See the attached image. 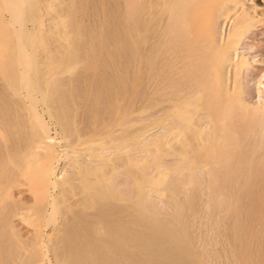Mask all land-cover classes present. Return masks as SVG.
I'll use <instances>...</instances> for the list:
<instances>
[{
    "label": "rangeland",
    "instance_id": "rangeland-1",
    "mask_svg": "<svg viewBox=\"0 0 264 264\" xmlns=\"http://www.w3.org/2000/svg\"><path fill=\"white\" fill-rule=\"evenodd\" d=\"M85 0H78V2H77V0H73V2L71 3V6H70V13H71V20H72V22H74V23H71V24H73L74 25V29L76 30V31H78L77 32V34L79 35L78 37H79V46H78V48H76V52L78 53V55L80 56V57H82L83 58V56L82 55H85L84 56V58H83V60H85V62H83V60H82V58H79V60H78V64L79 63H81V65L79 64V66H80V68H79V66H78V64L76 65V67H75V74H76V76L74 75L73 76V82H72V79L67 83V82H64L65 83V87H66V94H67V92L69 93V95H64L63 96V98L64 99H66V101L68 100V101H73V103H71L70 104V106H69V108H67V110H66V112H65V117L67 118V126H68V128H66V133H65V135H66V137L68 138V140H69V142H67V141H65L64 139H62V138H64L65 136H64V134H62V132H61V130H56L55 129V127H53V130H52V133L54 132V134L56 135H54L55 137H56V139L55 140H58L57 142L58 143H55L54 145V148H55V150H56V155H58L59 157H60V162H59V165H58V168H57V174H58V178H59V180L57 179V187L55 188V191H54V189H53V191H52V195H55V196H53L52 197V203L50 204V205H48L47 204V198L46 199H44L42 196H41V194L39 193V191H37V189H38V187H39V176H40V172H42V171H40V170H42V167H41V169H40V165H38V163L37 162H35V161H33V159H34V157H32V156H34L35 155V158H36V154H35V152L33 153V151H34V149L33 150H30V149H32L30 146H31V144L32 143H30V142H32L33 141V139L34 138H37L38 137V135H39V132H38V129H37V127H36V125L34 124V122L30 119V117L27 115V114H24L23 113V111L22 112H19L21 115H22V117H23V119L25 120L26 118H27V120H25L24 122H23V124H21V115L19 114V115H16L15 117H14V115H13V117L12 118H10L12 115V113H4V112H1L2 110H4L6 107H3L4 106V104H3V102L1 101V99H0V108H2L3 107V109H1V111H0V116H2V118H0V126H2V127H4L3 125L4 124H6L5 122L7 121V126H5V129L4 128H2V127H0V131H2V132H0V140H1V142H0V144L1 145H3V150H4V152H5V154H4V156L3 155H1L2 154V148L0 147V179L1 180H3V181H0L1 183H0V189L1 188H4V190H0V197L2 198V200H1V198H0V207H1V209H0V214L2 213V215H0V218H1V220H0V225H2V228H1V226H0V231L2 232V236L0 235V237H1V239H0V264H4V261H5V259L7 258L8 260H6V262H7V264H9L10 262H12L13 264H27V261H28V264H36V263H39L40 262V260L42 259V256H43V253H44V248L42 247V243H41V241H46V242H49V244L50 245H52V244H54L55 242H59L60 240L59 239H61V237H62V235H64L63 233H61L60 231V228L62 229V232H64V230H66V229H68L67 227H69L68 225H76L77 227H79L78 225H80V229L81 228H83L85 225H86V228L88 227H90V231H89V233L90 232H92V233H90V234H94L95 233V235H96V233H97V235L99 234V232H100V234H102L103 232H105V229H104V225L103 224H101V219L99 220V215H101V217H102V215H103V210H101V209H104V208H106V205L107 206H110V207H112V204H113V208H114V206H115V208L114 209H116V211H120L122 208V206H128L129 205V203L130 202H126V203H124L123 201H124V198H122L123 197V194L125 195V196H128L129 197V195H130V197H132L133 199H135L134 197H136L137 196V194H138V192L140 191V188H142L143 189V191L145 192L144 194H147V193H149L150 192V194H153V196L155 195V198L152 196V195H150L149 194V197L151 196L152 197V200L148 197L147 198V201H146V203L148 204L149 202L151 203V202H153V204L151 203V205L150 204H148V207L146 206V208H150V211H151V207H152V212H151V214H147V212L145 213V215L147 214V215H149V216H151L150 218H153L152 216H154V218H155V215H156V220H155V222H158V219H159V221L160 222H162L164 225H170V224H172V222L173 223H178L179 225H181L182 227H183V229H184V232L187 234V236H186V234L183 232V234H185L184 235V240H185V242H186V244H187V247L188 248H192V250L190 249V253L191 254H193L194 255V257L196 256L199 260H200V264H204V263H201V260H202V258H203V260L205 259L206 260V264H213V260H212V258L214 259V262H215V260L217 261V262H220V263H218V264H223L224 262V264H227V263H229V264H242V260L243 259H245V258H248L247 257V253L249 254L250 253V251H249V249H251V251L252 250H254L253 251V256H252V254L250 253V256H252L251 257V260L253 259H255L256 258V254H257V260H259L260 258H263V257H258V255H260V252H258V251H256V250H258L259 248H258V244H262L261 246H260V251H261V255L262 254H264V251L262 250V249H264V242H262L261 243V241H264V234H262V233H264V220H263V224H262V219H264V216H263V218H262V216L260 217V215H263L264 213H262V212H264V211H262V210H264L262 207H264V200L262 201V198L264 199V189H260V188H263L264 187V185L262 186V185H260V184H258V185H260L259 187H258V185L257 184H255L256 185V187H255V185H254V181L255 180H257V181H255V183H259V179H260V181H261V178H262V176H264V174L263 175H258L257 177H259V179H255V176L253 177V181L251 182V184H253V185H250V187L249 188H247L246 187V184L250 181H248L247 179L249 178L248 176V173L245 175V173H246V170H244L243 169V167H244V164L246 163H244V160L242 161L241 159H238V157H239V153H238V149H240V147L242 146L241 144H239L238 143V145H241V146H238L239 148L236 150H233V151H231L228 155H227V158H226V161L227 162H225V161H223V159L221 160V159H219L220 157H218V155L217 156H215L214 157V155H213V150H212V148H214V146H216L217 144H219V142H217L218 140H220V144L223 142V141H225V140H223L222 138H223V134L226 136H228V125H232L233 127H234V131H236L237 130V128L239 129V127L241 126V123H242V127H244L245 125V122L244 121H247V120H245V118H242L241 119V113L243 112V109H245V107L246 108H249L250 109V107H252L253 106V104H252V106H251V103L252 102H254V104L255 105H259L260 103H261V99L262 98H264L263 97V95H264V91L262 92L261 90H264V88H259L260 86H263L264 85V78L262 77L263 75H262V71L264 72V65H263V58H264V28H263V24H260V23H258V26H259V28H262V29H257L256 30V35H252V34H250L249 32H245L247 35L245 36L246 37V39H244V41H243V47L241 48V50H244V49H249L250 51H251V53L249 54L250 56H255L254 58L252 57V61L254 60V59H256V61H253L252 63L255 65L254 66V68L256 67L257 69H252V68H250L249 70H247V71H245L244 70V74L242 73L241 74V76L240 75H234V71H233V73H232V69H229V68H225V69H227L226 70V72H225V76H224V78H225V80H228V81H226L227 83H228V86H231L230 88L231 89H229V87H227V85L226 86H222L221 85V80H223V78L222 79H220V78H217L216 79V76H214V75H212V77H215V78H212V77H210L209 79H208V82H207V84H208V87L210 86L211 88V91H209V93H203L202 92V90H203V87H202V84L204 85V84H206L205 82H203V79H202V73L207 69V60H206V58H207V56H206V53L208 52V50L209 49H211V51L212 52H214V51H217V53L219 54V58H220V55H221V53H223V47H224V43H223V41H222V39H221V41H220V38L221 37H223L222 35H224V34H226L227 33V31L229 30V29H219V23L217 24V26H216V28L214 27L213 29H191L192 30V33L190 34L189 32H187V34H186V31H185V33H183V32H181V33H183L182 35H181V33H178V30H174V29H172V30H174L175 31V33L173 32V31H171V27H170V23H171V17H170V15H169V13H168V11H164V10H161L160 12L157 10V5H156V3L154 2V0H128V1H126V0H107V2H106V0H103L102 2H101V0H89V2H86V1H88V0H86L85 2H84ZM93 3V1H94V3H95V5L93 4L92 5V3ZM101 2V3H99V2ZM133 1V2H132ZM151 1H153V2H151ZM170 1V0H169ZM249 0H247L246 1V4L248 5L247 7H249V9H251L252 7H254L253 5H254V1L252 2V0L251 1H249ZM97 2H98V4H97ZM104 2V3H103ZM106 2V3H105ZM108 2H110V3H108ZM126 2L128 3V4H126ZM146 2V3H145ZM252 2V3H251ZM85 3V4H84ZM89 4L88 5V8H89V6H90V10L88 11V8L86 9V7H87V5L86 4ZM91 3V4H90ZM104 4L103 6L102 5H100V4ZM107 3L109 4V5H107ZM118 3H121L120 5L118 4ZM134 3V4H133ZM76 4V5H75ZM85 5V8L82 6V5ZM106 4V5H105ZM137 4H140L139 5V7L137 8L136 6H137ZM112 7H111V6ZM119 5V6H118ZM125 5V6H124ZM128 5H130V6H128ZM136 5V6H135ZM249 5H251V6H249ZM74 6V7H73ZM95 7V6H97L96 8L97 9H95V8H93V9H95V10H93V12H91L92 11V9H91V7ZM100 6H102V7H100ZM111 8H110V7ZM151 6V7H150ZM104 7V8H103ZM105 7L107 8V10L105 9ZM126 7V8H125ZM129 7V8H128ZM136 7V8H135ZM142 7V8H141ZM251 7V8H250ZM100 8H103L102 10L100 9ZM108 8H110L109 10H108ZM134 8V9H133ZM141 8V9H140ZM82 11H81V10ZM125 9V10H124ZM129 9H131V11H129ZM133 9V10H132ZM145 9H147V10H145ZM149 9V10H148ZM253 9V8H252ZM80 10V11H79ZM86 10V12L88 13H90L89 15L88 14H86V12H84ZM106 10V11H105ZM100 11L102 12V13H100ZM110 13H115V14H113V16H112V14H110ZM112 11V12H111ZM138 12V14H137V12ZM142 11V13H141V18H144V19H142L141 20V18L139 17L140 15H139V13ZM146 11V12H145ZM164 11V12H163ZM98 12V14H96L98 17V19L95 17L96 15H95V13H97ZM107 12V13H106ZM121 13V15H120V13ZM145 12V13H144ZM84 13H85V15H84ZM91 13H93V15L91 14ZM107 14V15H102V14ZM127 13V14H126ZM143 13H144V16H143ZM149 14L148 16H147V14ZM161 13H163V15H161L160 17H159V14H161ZM166 13V14H165ZM82 14H83V16H82ZM99 14H101L100 16H99ZM125 15H127V16H125ZM135 15H137V16H135ZM79 18H78V17ZM86 16H89V18H86ZM101 16L103 17V18H101ZM123 16H124V18H123ZM150 16V17H149ZM169 16V17H168ZM95 17V19H97V20H92L93 18ZM111 18V20L110 19H108V18ZM114 17V18H113ZM118 17V18H117ZM138 17L140 18V20L138 19ZM149 17V18H148ZM156 17H159L157 20H156V22L154 21L155 19H156ZM6 19V17H5V15H0V19ZM78 18V19H77ZM92 18V19H91ZM100 18V19H99ZM134 18V19H133ZM138 20H137V19ZM147 18V19H146ZM153 18V19H152ZM163 18V19H162ZM167 18L169 19V21L170 22H167L166 23V21H165V19L167 20ZM86 19V20H85ZM105 19V20H104ZM119 19V20H118ZM128 19V20H127ZM133 19V20H132ZM146 19V21H144ZM76 22H75V21ZM81 20V21H80ZM83 20V21H82ZM85 20V21H84ZM114 20H115V22H114ZM127 20V21H126ZM164 20V21H163ZM88 21H90L89 22V24L91 25V27H90V25L88 24L87 25V23H88ZM92 21V22H91ZM96 21H98V22H96ZM121 21V22H120ZM131 21H132V23H131ZM133 21H135L134 22V24H133ZM139 21H143V23H141V22H139ZM147 21H149V22H147ZM150 21H154L153 23L152 22H150ZM168 21V20H167ZM83 22V23H82ZM87 22V23H86ZM96 22V23H95ZM100 22V23H99ZM114 22V23H113ZM125 22H126V24H125ZM128 22V23H127ZM158 22V23H157ZM94 23V24H93ZM101 23H102V25H101ZM105 23V24H104ZM112 23H113V29L112 30H114L115 29V32L116 33H114V31H111V28H112ZM116 23H118V24H116ZM93 24V25H92ZM108 24L110 25V27L108 26ZM122 24H125L124 26L122 25ZM133 24V25H132ZM142 26H141V25ZM148 24V25H147ZM153 26H152V25ZM169 26V27H167V25ZM73 25H72V27H73ZM82 25V26H81ZM94 25H95V27H96V29H95V27H94ZM118 25V27H116ZM122 26L121 28H124L125 30H123V31H125V33H124V35H123V31L121 30V28H120V26ZM129 25V26H128ZM130 25H132V26H134L133 27V29L131 28V26ZM145 25V26H144ZM152 27H151V26ZM155 25H156V27H155ZM84 26H89L90 27V29H92L93 30V32L91 33V31H90V33L92 34H90L89 35V33H87L88 31H89V28L87 27V29H86V27H84ZM104 26H106V27H104ZM144 26V27H143ZM147 26V27H146ZM83 27V28H82ZM126 27V28H125ZM128 27H130V31H131V33L129 32V28ZM138 29H137V28ZM149 27H151L150 29H149ZM163 27V28H162ZM84 29V30H82V29ZM101 28H103V30L101 29ZM118 28V29H117ZM135 28V29H134ZM143 30H142V29ZM146 28H147V31H146ZM167 28V29H166ZM101 29V30H100ZM105 29V30H104ZM108 29V30H107ZM110 29V30H109ZM116 29H117V31H116ZM138 31H137V30ZM153 29H154V32H153ZM164 29V30H163ZM165 29L167 30V32H165L164 33V31H165ZM170 29V30H169ZM85 30H86V32H85ZM94 30H95V32H97L96 33V36H95V33H94ZM142 30V31H141ZM151 30H152V32H151ZM159 30H160V32H159ZM263 30V31H262ZM99 31H101V32H99ZM104 31H107V32H104ZM108 31L111 33H108ZM120 31H121V33H120ZM135 33H134V32ZM142 33H141V32ZM146 31V32H145ZM127 32V33H126ZM157 32V33H156ZM172 32V33H171ZM94 33V34H93ZM107 33V34H110L111 36H109V35H107V36H109V38L105 35V34ZM131 35V37L129 38V34ZM138 35H137V34ZM151 33V35H153V36H151V35H149V36H147L148 34H150ZM161 35H160V34ZM170 33H171V35H170ZM195 33V34H194ZM218 33V34H217ZM252 33V32H251ZM263 33V34H262ZM84 34V35H83ZM101 34H103V36L101 35ZM143 34H145V35H143ZM167 34V35H166ZM186 34V35H185ZM221 34V35H220ZM114 35H115V37H114ZM120 35V37H118ZM121 35H123V36H121ZM126 35V36H125ZM129 35V36H128ZM141 35V36H140ZM154 35H157V36H154ZM161 37H159V36ZM196 35V36H195ZM83 36V37H82ZM88 36V37H87ZM90 36V37H89ZM91 36H94L93 38L91 37ZM99 36L101 37L102 36V38H99ZM105 36V37H104ZM136 36H138V38L136 37ZM144 36V37H143ZM147 36V37H146ZM169 36V37H168ZM174 36H176V37H174ZM185 36V37H184ZM225 36V35H224ZM255 36H256V38H255ZM84 37H85V43H87L88 42V44H85V45H87V47L86 46H82V45H84V43L82 42L83 41V39H84ZM88 39H87V38ZM104 37V38H103ZM114 37V38H113ZM129 40V39H131L130 41H128L126 38ZM132 37H134V38H132ZM139 37L140 38H142V42H141V39H139ZM152 39H150V38ZM153 37V38H152ZM157 37H159L160 39V41H158V38ZM172 37V38H171ZM176 39L174 42L172 41L174 38ZM183 37H184V39H183ZM196 37V38H195ZM215 37H216V40H215ZM97 38V39H96ZM98 38H99V40H98ZM119 38V39H118ZM122 38V39H121ZM144 38V39H143ZM165 38V39H164ZM179 38V39H178ZM187 38H189V40L187 39ZM92 39V40H91ZM110 39V40H109ZM117 39V40H116ZM125 40L126 41V43H125V41L124 42H122V40ZM172 39V40H171ZM185 39H187V40H185ZM191 39V40H190ZM100 41V42H98V41ZM109 40V41H108ZM111 40H113V42L111 41ZM118 41V43L117 42H115V41ZM136 40V41H135ZM150 41V42H148V41ZM154 40H156L155 41V45H154V43H153V41ZM166 40V41H165ZM171 40V42H169V44H168V41H170ZM179 40V41H178ZM185 40V41H184ZM208 40H210V41H208ZM90 41H91V44H90ZM105 41V42H104ZM106 41H108V42H110V43H107ZM133 41V42H132ZM144 41H146V42H144ZM158 41V42H157ZM165 41V42H164ZM180 41H181V43H182V46H181V43H180ZM184 41V42H183ZM189 41H191V42H189ZM95 42H96V44H95ZM115 42V43H114ZM120 42H122V43H120ZM130 44H129V43ZM143 42H144V46H143ZM195 42V43H194ZM199 42V43H198ZM208 42H210L211 44H209ZM221 42V45L219 44ZM82 43V44H81ZM112 43V44H111ZM117 43V44H116ZM129 44V45H125L126 47H123L124 46V44ZM141 43V44H140ZM146 43H148V44H146ZM159 43H160V45L161 46H159ZM183 43L185 44L184 46H183ZM186 43H188V45L186 46ZM193 43V44H192ZM198 43V44H197ZM214 43V44H213ZM90 44V45H89ZM92 44H93V46H92ZM115 44V45H114ZM121 46H120V45ZM134 44V45H133ZM139 44V45H138ZM152 44V45H151ZM156 44H158V46H156ZM190 44V45H189ZM196 44V45H195ZM113 45V46H112ZM117 45V46H116ZM132 46V48L130 47L129 48V46ZM135 45H137V46H135ZM149 45H151V47L153 48V46L155 47V48H151ZM162 45H165V46H162ZM202 45V46H201ZM214 45H216L215 46V48H214ZM81 46V47H80ZM89 46H90V48H89ZM99 46H101V48H103L104 46H105V48L104 49H102L101 50V48L99 47ZM108 46H110L109 48H108ZM114 46H116V47H114ZM118 46H120L118 49L120 50H118L117 49V47ZM139 46L141 47V49L139 48ZM149 48H148V47ZM206 48H205V47ZM210 46H212L211 48H209L208 49V47ZM86 47V48H85ZM96 47H97V49H96ZM123 47V48H122ZM144 47V48H143ZM148 48V50H147V48ZM186 47H188V48H186ZM196 47H198V48H196ZM202 47V48H201ZM81 48V49H80ZM93 48H94V50H93ZM108 48V49H107ZM110 48H113V50L112 49H110ZM225 48V47H224ZM80 49V50H79ZM84 49H85V51L86 52H83L84 51ZM86 49H91V50H86ZM106 49V50H105ZM116 49V50H115ZM123 49H125L126 51H127V53L125 52V50H123ZM134 49V50H133ZM135 49H137V50H135ZM145 49V50H144ZM152 49V50H151ZM207 49V50H206ZM213 49V50H212ZM221 49H222V52H221ZM107 50H109L108 52H107ZM128 50H133V51H129L128 52ZM142 50V51H141ZM197 50H198V52L200 51V50H204V52H202V51H200L199 53H197ZM80 51H82V53H80ZM89 51H90V53H89ZM96 51V52H95ZM101 51V52H100ZM118 51V52H117ZM136 51V52H135ZM138 51V52H137ZM145 51H148V54H147V52H145ZM88 52V53H87ZM96 54V55H98V57L100 58V56L99 55H102L103 56V59L102 58H97V56H93L94 55V53ZM99 52L101 53V54H99ZM103 52V53H102ZM105 52H107V54H110V55H107L106 56V53ZM118 54H117V53ZM143 52V53H142ZM194 52V53H193ZM210 52V51H209ZM126 53V54H125ZM132 53V55H130V54ZM137 55H136V54ZM203 53V54H202ZM81 54V55H80ZM93 54V55H92ZM114 55V58H113V55ZM140 54V55H139ZM141 54H143V56L141 55ZM146 55V57L148 56V60H147V58L145 57V55ZM167 54V55H166ZM194 56H193V55ZM198 54V55H197ZM203 55V57H202V55ZM91 55V56H90ZM112 55V57H110V60H112V61H110L109 60V56H111ZM116 55V56H115ZM118 55L120 56V57H118ZM126 55V56H125ZM135 55L136 56H138V57H136L135 58ZM181 55V56H180ZM195 55H197L198 57H196ZM101 56V57H102ZM105 56V57H104ZM128 56H129V59H128ZM130 56H133V57H130ZM151 58H150V57ZM189 56H191V59L189 58ZM90 59H89V58ZM94 57V59H98L97 61L95 60H93L92 58ZM115 57L117 58V60H115ZM141 57H143V58H141ZM192 57H194V60H193V58ZM89 60H88V59ZM139 58V59H138ZM146 58V59H145ZM186 58V59H185ZM196 58H197V60H196ZM104 60L103 62H102V60ZM121 59H122V61H121ZM125 60V62H124V60ZM133 59V60H132ZM136 59H137V61H136ZM143 59V60H142ZM146 61H145V60ZM152 59H154L155 60V62L152 60ZM203 59V60H202ZM259 59V60H258ZM92 60V61H91ZM153 62H152V61ZM80 61H82V62H80ZM89 61H91V63L89 62ZM98 61H100V62H98ZM106 61L108 62V68L109 69H112V66L114 65V69L113 70H110V71H115L116 73H117V71L119 72V73H117V74H119V75H115L114 76V72H112V73H110L109 74V72L110 71H108L109 69H107L106 68ZM116 61L118 62V63H116ZM138 61H140V64H139V62ZM150 62V64L152 63V64H154L153 66H151V65H149V62ZM206 61V62H205ZM95 62H96V65H95ZM105 62V63H104ZM113 63V65L111 66V64ZM115 62V63H114ZM122 64H121V63ZM128 62V63H127ZM158 62V63H157ZM194 62H195V64H194ZM198 62V63H197ZM97 63H99L98 65H97ZM101 63H102V65H101ZM133 63V64H132ZM201 63V64H200ZM258 63H260V64H258ZM105 64V65H104ZM116 64V65H115ZM128 64V65H127ZM134 64H135V67H134ZM138 64V65H137ZM170 64V65H169ZM95 65V66H94ZM101 65V66H100ZM125 65V66H124ZM99 66V67H98ZM111 66V67H110ZM116 66H119V67H117L116 68ZM123 66H124V68H126L125 70L126 71H124V68H123ZM131 66V67H130ZM187 66H188V68H187ZM199 66H200V68H199ZM205 66V67H204ZM93 67V68H92ZM98 67V69H96ZM104 67H105V69H104ZM137 67V68H136ZM89 68H90V70H89ZM202 68H203V72H202ZM85 69L87 70V73H85L86 71H85ZM119 69V70H118ZM193 69V70H192ZM79 70V71H78ZM91 70H93V71H91ZM104 70L107 72H104ZM83 73H82V72ZM88 71H89V73H88ZM91 71V72H90ZM98 71H100L99 72V74H98ZM160 71V72H159ZM172 71V72H171ZM225 71V70H224ZM79 72V73H78ZM93 72V74H90V73H92ZM97 72V73H96ZM159 74H158V73ZM201 73V75H200V73ZM81 73L83 74L82 76H81ZM85 73V74H84ZM100 73H102V75H104V78H102V80H104V79H106V81H104L105 83V85L103 84L102 85V80H101V74ZM161 73V74H160ZM232 73V74H231ZM111 74H113L112 76H114V77H112V76H110ZM121 74V75H120ZM177 74V75H176ZM260 74V75H259ZM77 75L79 76V77H77ZM146 75V76H145ZM227 75V76H226ZM231 75V76H230ZM232 75H233V77H232ZM262 75V76H261ZM83 76H84V78H83ZM86 76H88V77H86ZM95 76V78L93 79V82L94 83H92V79H90L91 77H94ZM109 76L111 77V78H113L114 79V82L112 81V79L110 78L109 79ZM76 77V78H75ZM103 77V76H102ZM119 77V78H118ZM127 79H126V78ZM156 77V78H155ZM197 78L195 81H193V79L194 78ZM199 77H200V79H199ZM226 77L228 78V79H226ZM239 77H241L242 79H241V81L240 82H242V84L241 83H238L239 81H238V79H240ZM78 78H80V79H78ZM84 80H83V79ZM231 78H232V80L234 81H231ZM77 79V80H76ZM82 79V80H81ZM76 80V81H75ZM82 81V83H80L81 81ZM91 80V81H90ZM95 80H96V83H95ZM111 80V81H110ZM116 80V81H115ZM118 80V81H117ZM164 80V81H163ZM86 81V82H85ZM121 81V82H120ZM152 81V82H151ZM159 81V82H158ZM210 81V82H209ZM218 81V82H217ZM236 81H237V83H238V85L240 86V84L242 85L241 87H240V94H238L239 92L238 91H236V89H235V83H236ZM260 81H261V84H260ZM76 82H78V83H80L81 84V86H82V88H84V90H82V88H81V92H78L77 93V88L75 87V89L73 88L74 86H76V85H78V91H79V85L80 84H76ZM87 82H89V83H87ZM108 82V83H107ZM116 82V83H115ZM120 82V84H118ZM189 82H191V83H189ZM196 84L195 86H193L194 85V83ZM220 82V83H219ZM233 84H232V83ZM263 82V83H262ZM1 83H3V80L1 79V76H0V86H1V88H0V96H1V94H4V93H6L7 92V90L5 89V87H4V83L3 84H1ZM86 83V84H85ZM99 83V84H98ZM109 83H112V84H110L112 87H110L108 84ZM113 83H115V87H114V85H113ZM188 83L190 84V85H188ZM199 83H200V88L198 87V85H199ZM210 83V84H209ZM67 84H68V87H69V90H68V87H67ZM75 84V85H74ZM84 84V85H83ZM90 84L92 85V84H94L95 86H91V87H96V89H93V88H88V86H90ZM184 84V85H183ZM214 84H216V85H214ZM220 84V85H219ZM71 85H73V87L71 86ZM87 85V86H86ZM107 85V86H106ZM117 85V86H116ZM154 85V86H153ZM189 87V90L187 89L186 90V88H188L187 86ZM193 86V87H190V86ZM214 85V90L215 91H212V86ZM232 85H233V87H232ZM104 86V87H103ZM118 86H120V87H118ZM176 86V87H175ZM184 86V87H183ZM70 87H72V89L70 88ZM87 87V88H86ZM106 87V88H105ZM114 87V88H113ZM118 87V88H117ZM123 87H124V89H125V91H124V89H123ZM153 87V88H152ZM169 87H170V89H169ZM202 87V88H201ZM217 87V88H216ZM243 87V88H242ZM99 88V89H98ZM110 88V89H109ZM112 88V89H111ZM119 88H122L121 90H119ZM182 89L181 91L179 90V89ZM225 88V89H224ZM241 88H242V90H241ZM1 89H3V90H1ZM89 89V90H88ZM102 89L104 90L103 92H102ZM118 89V90H117ZM175 89V90H174ZM191 89H193V90H191ZM227 89V90H226ZM233 89V90H232ZM260 91H259V90ZM92 90H94V91H92ZM160 90V91H159ZM178 90V91H177ZM186 90V91H185ZM195 90V91H194ZM199 90V91H198ZM225 90H226V92H225ZM230 90V91H229ZM76 91V93H74ZM87 91V93H85ZM89 91H91V93L93 92V93H95V96L93 95V93L90 95L89 94ZM96 91H98V92H96ZM109 91V92H108ZM119 93H117V92ZM141 91V92H140ZM179 91H180V93H179ZM189 91V92H188ZM200 91H201V93H200ZM222 91V92H221ZM234 92V94H233V92ZM243 91V92H242ZM4 92V93H3ZM73 94H75L76 96H77V94H78V96L76 97V98H78V100L77 99H75V95H74V97L72 96V93ZM105 92V93H104ZM134 92V93H133ZM177 92V93H176ZM181 92H182V94H183V92H184V96L181 94ZM218 92V93H217ZM232 92V93H231ZM236 92V93H235ZM260 92V93H259ZM261 92H262V94H261ZM114 93V95H112ZM117 93V94H116ZM175 93V94H174ZM187 93H189L188 95H187ZM198 93V94H197ZM221 93V94H220ZM225 93V94H224ZM81 94H82V96H81ZM85 95V98L83 97L84 95ZM87 94V95H86ZM105 94V95H104ZM110 94L114 97V96H116V97H118L117 95H119V97L120 98H118V100H117V98H113V97H111L110 96ZM220 94V95H219ZM238 94V95H237ZM88 95H89V97H88ZM144 95V96H143ZM181 95H182V97H181ZM191 95H195V96H191ZM223 97H222V96ZM226 95H227V98L226 99H224L225 97H226ZM241 95H242V97H241ZM261 95H262V97H261ZM69 96V97H68ZM94 97V100H93V98L92 97ZM143 96V97H142ZM149 96V97H148ZM159 96V97H158ZM178 96H180V97H178ZM187 96H188V98H187ZM190 96V97H189ZM220 96V97H219ZM230 96H232L231 98H230ZM68 97V98H67ZM72 97V98H71ZM82 97H83V101L81 100L82 99ZM176 97V98H175ZM178 97V98H177ZM194 97H196L195 99H194ZM199 97V98H198ZM217 97V98H216ZM219 97V98H218ZM261 97V98H260ZM69 98H70V100H69ZM173 98V99H172ZM174 98H175V100H174ZM184 98V99H183ZM189 98H190V100H189ZM223 98V99H222ZM75 99V100H74ZM81 100V102L83 103H81L80 102V100ZM133 99V100H132ZM157 99V100H156ZM177 99V100H176ZM181 99H182V102H180L181 101ZM198 99H199V101H198ZM219 99V100H218ZM84 100H86V101H84ZM88 100V101H87ZM115 100V101H114ZM189 100V101H188ZM208 100V101H207ZM232 100H234V101H232ZM259 100V101H258ZM75 101V102H74ZM77 101H79L80 103L78 104V107L76 106V104L78 103ZM92 101V102H91ZM193 101V102H192ZM205 101V102H204ZM220 101H222V102H220ZM228 101V103H232L231 105H232V108H233V110H232V112H231V115L233 116L232 118H231V121H229V120H227V124L228 125H226V123L221 119V117H222V114H221V112H220V109H221V107L224 105V104H226V102ZM230 101V102H229ZM250 102V104H248L249 102ZM77 102V103H76ZM90 103L91 105H89L88 103ZM114 102L116 103V104H114ZM143 102V103H142ZM186 102V103H185ZM207 102V103H206ZM210 102V103H209ZM215 102V103H214ZM255 102H257V103H255ZM76 103V104H75ZM87 103V104H86ZM152 103V104H151ZM3 104V105H2ZM84 104H85V107H87V106H89V110H88V107L85 109L84 108V110H83V106H84ZM92 104H94V105H92ZM175 104V105H174ZM192 105V106H195L196 107V104H197V110L194 108L193 109V107H189L188 108V106H190V105ZM207 104V105H206ZM222 104V105H221ZM235 104V105H234ZM239 104V105H238ZM2 105V106H1ZM72 105H74V107L72 108ZM115 105V106H114ZM147 105V106H146ZM177 105H179L178 106V108H176V110H178L179 109V107H180V112H179V110H178V116H177V118H176V116L175 115H177V111H175V109L174 108H172V106H176L177 107ZM188 105V106H187ZM201 105V106H200ZM215 105H217V106H215ZM254 105V106H255ZM80 106V107H79ZM93 106V107H92ZM113 106V107H112ZM131 106V107H130ZM152 106V107H151ZM187 106V107H186ZM114 107H116L115 109H114ZM147 107V108H146ZM171 107V108H170ZM235 107V108H234ZM239 107V108H238ZM241 107V108H240ZM74 108H76V109H74ZM81 108V109H80ZM184 108V109H183ZM191 108V109H190ZM205 108V109H204ZM214 108V109H213ZM220 108V109H219ZM80 109V110H79ZM111 109H113V110H111ZM143 109V110H142ZM166 109V110H165ZM170 109H171V113H170ZM174 109V110H173ZM183 109V110H182ZM186 109H189V110H187L188 112H186ZM204 109V110H203ZM207 109H208V111H207ZM5 110H7L8 111V109L6 108ZM70 110L72 111V113H70ZM85 110H86V112H85ZM191 110H193V111H191ZM195 110H196V114H195ZM203 112H202V111ZM220 112V114L221 115H219V113L217 112ZM21 111V110H20ZM83 113V114H86V115H83L81 112ZM127 111H129V112H127ZM146 111V112H145ZM175 111L176 112V114H174L173 112ZM188 115H185L184 114V112ZM190 111V112H189ZM205 111H206V113H207V116L205 115V114H203V113H205ZM80 112V113H79ZM111 112H113V113H111ZM116 112V113H115ZM192 112V113H191ZM201 112V114H199ZM217 112V113H216ZM239 112V113H238ZM168 113V114H167ZM194 113V114H193ZM197 113L199 114V115H203L202 117L203 118H201V116H200V118L199 117H195L196 115H197ZM10 114V115H9ZM70 114L72 115V116H70ZM80 114V115H79ZM88 114V115H87ZM105 114V115H104ZM182 114H184L185 116H187L188 118H186V123H185V120H182ZM235 114L237 115V116H235ZM6 115H9L10 117V120H12V121H14L15 122V120L16 119H19L18 121L16 120V122H15V124L14 123H10V121L8 122V120H7V116ZM90 115V116H89ZM112 115H114L115 116V118H114V116H112ZM165 115V117H163ZM169 115V118L170 119H168V116ZM171 115V116H170ZM199 115H197V116H199ZM219 115V116H218ZM76 116H78L77 118H76ZM83 117V119H82V117ZM88 116V117H87ZM137 116V117H136ZM149 116V117H148ZM5 119H4V118ZM18 117V118H17ZM80 117V118H79ZM101 117V118H100ZM111 117V118H110ZM157 117V118H156ZM167 117V118H166ZM171 117H174V121H176V119L178 120V122H174V121H172V123H171V120H172V118ZM193 117V118H192ZM205 117H207V118H205ZM210 117H212V118H210ZM240 117V118H239ZM8 118V119H9ZM14 118V119H13ZM16 118V119H15ZM72 118V119H71ZM110 118V119H109ZM160 118H162V120H160ZM190 118H191V121H192V119H194L195 120V122H193L192 121V123H190L191 121H190ZM209 118L211 119V120H209ZM235 118V119H234ZM236 118H238V119H236ZM1 119H2V121L4 122H2L1 121ZM71 119V120H70ZM76 119H77V121L79 122L78 123V127H77V121H76ZM92 119V120H91ZM108 119V120H107ZM113 119H114V121H113ZM167 119V121L165 122V120ZM215 119V120H214ZM6 120V121H5ZM111 120H112V122H111ZM117 120V121H116ZM142 120V121H141ZM157 120V121H156ZM188 120V121H187ZM213 120V121H212ZM241 120H242V122H241ZM92 121V122H91ZM170 121V122H169ZM181 121V122H180ZM190 121V122H189ZM197 121L199 122V123H197ZM207 123H206V122ZM229 121V122H228ZM20 122V123H19ZM108 124H107V123ZM124 122V124H122ZM156 122V123H155ZM161 122V123H160ZM164 122V123H163ZM208 122H209V124H211L210 126L208 125ZM218 122H222L221 124H222V126L224 127H222L221 125H220V123H218ZM10 123V124H9ZM25 123V124H24ZM113 123H114V126H112L113 125ZM163 123V124H162ZM166 123V124H165ZM169 123L171 124V125H169ZM180 123H182V125H180ZM189 123V124H188ZM214 123V124H213ZM216 123V124H215ZM13 124V126H11ZM23 125L22 127H24L25 128V131L23 130V128L21 129H19V125ZM111 124V125H110ZM165 124V125H164ZM167 124L169 125V126H167ZM177 125L176 127H175V125ZM192 124V125H191ZM204 124V125H203ZM224 124V125H223ZM239 124V125H238ZM25 125V126H24ZM26 125L28 126V127H26ZM117 125V126H116ZM120 125H122L121 127L122 128H125L124 130H122L121 129V127H120ZM134 125V126H133ZM153 125V126H152ZM155 125V126H154ZM157 125V126H156ZM197 125H199V126H197ZM208 125V126H207ZM66 126V127H67ZM105 128H107L106 130L104 129V127ZM107 126V127H106ZM109 126H111V128L112 129H109L110 127ZM125 126V127H124ZM148 127V128H146V127ZM170 126H171V128H170ZM213 126V127H212ZM221 126V127H220ZM226 126V127H225ZM7 127L9 128V127H11V130L13 131H11V132H9L8 130H10V129H7ZM84 127V128H83ZM92 127V128H91ZM103 127V128H102ZM119 129H118V128ZM131 127V128H130ZM136 127V128H135ZM154 127V128H153ZM161 127H163V129L164 130H160L161 129ZM166 127H169V130L166 132L165 130L166 129H168V128H166ZM187 127H189V132L187 131ZM202 127V128H201ZM212 127V128H211ZM15 128V129H14ZM27 128V129H26ZM29 128H31V129H29ZM73 128V129H72ZM115 128H116V130H115ZM142 128L144 129V130H142ZM177 128V129H176ZM182 128V129H181ZM197 128V129H196ZM218 128V129H217ZM79 130V132H78V130ZM85 129V130H84ZM104 129V130H103ZM110 131H109V130ZM118 129V130H117ZM141 129V130H140ZM176 129V130H175ZM179 129V130H178ZM209 131H208V130ZM210 129H211V132H212V134H211V132H210ZM220 129V130H219ZM222 129V130H221ZM230 129V128H229ZM4 130V131H3ZM18 130V131H17ZM21 130V131H20ZM26 130H28L27 132H26ZM33 130V131H32ZM68 130V131H67ZM75 130V131H74ZM112 130H114V132H112ZM133 130V131H132ZM148 130V131H147ZM178 130V131H177ZM182 130L184 131L183 133H182ZM197 130V131H196ZM200 130H201V132H200ZM205 130H207V133H206V131ZM5 131H7L8 133H10L9 135H8V133H7V135L5 136ZM14 131L16 132L17 131V133H14ZM106 131H108L109 133H107L106 134ZM128 131H132V133H130V132H128ZM139 131V132H138ZM142 131H144V132H142ZM151 131V132H150ZM157 131V132H156ZM171 131V132H170ZM198 131L203 135H201L200 133H198ZM221 131V132H220ZM223 131V132H222ZM23 132L25 133V136H24V134H23ZM30 132H33L34 134H31ZM72 132H74L75 133V135H77V137L74 135V133H73V136H71L72 135ZM86 134H85V133ZM93 132V133H92ZM113 134H112V133ZM120 132V133H119ZM127 133L128 134V136H126V134L125 133ZM135 134H137L138 133V135H134V133ZM154 132L156 133V135L154 134ZM176 132V133H175ZM190 132H192L191 134H192V136H191V134H190ZM210 133V137L208 138V136L209 135H207V137H206V134H209ZM225 132V133H224ZM20 133V134H19ZM21 133L23 134L22 135V138H24V140H25V137L27 138V140H26V143L21 139ZM79 133V134H78ZM92 135H91V134ZM106 134V136H105V134ZM141 133V134H140ZM167 133V134H166ZM180 133V135H178ZM185 133V134H184ZM20 136L19 138H16V136L18 137V135ZM31 134V135H30ZM69 134V135H68ZM83 135V136H79V135ZM85 134V135H84ZM97 135V141L96 140H93V144L94 145H92V147H90V148H87V147H85L84 149H81V148H83L82 146L83 145H80V144H78L77 142V140L79 139V137H87V136H91V138L92 139H95L96 138V135ZM111 134V135H110ZM129 134H130V136H129ZM145 134V135H144ZM152 135V139H151V136L150 135ZM175 134V135H174ZM195 134H197V136L195 135ZM198 134H200V137H202V138H200V137H198L199 135ZM214 134V135H213ZM219 134H221V135H219ZM4 135V136H3ZM16 135V136H15ZM27 135H29V138H28V136ZM33 135H35V136H33ZM99 135V136H98ZM100 135H102V136H100ZM121 135V137H119V140L118 139H116V138H118V136H120ZM132 135V136H131ZM133 135H134V137H133ZM139 135H140V137H143V138H139ZM142 135H144V136H142ZM147 135H149L150 136V139L149 140H151V142H147L148 140V136ZM157 135L159 136V137H157ZM184 135H185V137H184ZM213 135V136H212ZM9 136V137H8ZM32 136H33V138H32ZM71 136V139L69 138ZM115 136V137H114ZM145 136H147V137H145ZM154 136V137H153ZM165 136V137H164ZM170 136V137H169ZM176 136V137H175ZM181 136V137H180ZM183 136V137H182ZM214 136H215V138H214ZM12 137V138H11ZM58 137V138H57ZM74 137H76L77 138V140L74 138ZM95 137V138H94ZM100 137H101V139H103L104 138V140H102L101 141V139H100ZM115 139H114V138ZM126 137V138H125ZM128 137V138H127ZM133 137V138H132ZM137 137H138V139H137ZM169 137V138H168ZM191 137L193 138V139H191ZM196 137V138H195ZM206 137V138H205ZM221 138V139H216V138ZM8 138H10V140H8ZM15 138V139H14ZM75 140H74V139ZM87 138H89V137H87ZM114 140H113V139ZM122 138V139H121ZM156 138H158L159 139V141H156L157 139ZM172 138V139H171ZM198 138H200V139H198ZM19 140L20 142H18L19 144H17V141L16 140ZM30 139V140H29ZM132 139V140H131ZM140 139H143V141H141ZM156 139V140H155ZM178 139H180V141H182L181 143H180V141L178 140ZM187 139V140H186ZM198 139V140H197ZM207 139V140H206ZM213 139H215V142H214V140ZM5 140H6V143H8L9 145L11 144H13V142H14V144H15V146L13 147V146H9L8 144V146L10 147H7L8 149H9V151L8 150H5V149H7V148H5V146H6V144H5ZM13 140V141H12ZM29 140V141H28ZM61 140V141H60ZM75 142H73V141ZM114 142H116V143H114ZM115 140H118V141H120L119 142V144H117L118 143V141H115ZM124 140V141H123ZM146 140V142L148 143V145H146V142H144ZM165 141V142H163L162 143V141ZM177 140H178V142H177ZM205 140V141H204ZM223 140V141H222ZM233 140V139H232ZM16 141V142H15ZM99 141V142H98ZM101 141V142H100ZM105 142L104 144H101L102 142ZM108 141V142H107ZM129 141V142H128ZM140 141L142 142V144L140 143ZM170 143H168V142ZM188 141V142H187ZM191 141V142H190ZM195 141H197L196 143H197V147L195 146L196 145V143H195ZM204 142L203 143V145H202V142ZM210 141V142H209ZM236 140L234 139V142H235ZM97 142V143H96ZM112 142V144H111V148L110 147H108L107 146V144L110 146V143ZM124 142H126V143H124ZM133 142V143H132ZM138 142V143H137ZM144 142V143H143ZM208 142V144H206ZM107 143V144H106ZM130 145H129V144ZM133 144V146H134V148H133V146H131L132 144ZM158 143V144H157ZM189 144V146H188V144ZM194 143V144H193ZM216 143V144H215ZM251 143V142H250ZM24 144H28V146L27 145H24ZM101 144V145H100ZM114 144H117L119 147L117 148V146L115 147V145ZM120 144H124L123 146H127L128 145V147L130 146V150H131V147H132V150L131 151H129V148L128 147H126V148H128V150H126V148H123V150H124V152H123V150L121 149L119 152H118V150H119V148H121L120 147ZM126 144V145H125ZM139 144H141V145H139ZM144 144V146H142ZM150 144V145H149ZM152 144H154V146L152 145ZM167 144V146H166V149H165V145ZM183 144V145H182ZM219 144V145H220ZM234 144H237V142H235ZM0 145V146H1ZM71 145H72V147H71ZM76 145V146H75ZM96 145H97V147H98V145H99V147H98V149H100L102 146H104L103 147V149L105 148L106 150H103L102 148L98 151V150H96L97 149V147H96ZM152 145V146H151ZM158 145V146H157ZM208 145V146H207ZM213 145V146H212ZM18 146V147H17ZM20 146V147H19ZM27 148V149H24L25 147ZM93 146H95V148L93 147ZM114 146V147H113ZM122 146V145H121ZM122 146V147H123ZM150 147V151L148 150L149 149V147ZM212 146V147H211ZM218 146V145H217ZM216 146V147H217ZM221 146V145H220ZM220 146H219V150H220ZM20 148L21 150H16V148ZM22 147H23V149H22ZM30 147V148H29ZM76 147H79V149L78 148H76ZM138 147V148H137ZM148 147V148H147ZM154 147V148H153ZM160 149H159V148ZM177 148L178 149V151H177V149L176 150H174V151H176V153H178L179 154V152H180V154L181 153H183V154H181V155H179L178 156V154H176L175 152H173L172 150H169L170 148ZM185 149H183V148ZM198 147H200V148H202V149H196V148H198ZM209 147V148H208ZM63 148V149H62ZM73 148V149H72ZM147 150H146V149ZM169 148V149H168ZM210 148H211V150H210ZM28 149L30 150L29 152H27V154H28V156H27V160H26V157H25V161L24 162H26L27 161V165H29V167L27 166L26 167V163H23V161L22 162H18V158H20L21 156L24 158V156H26V151H28ZM90 149V150H89ZM112 149H114L113 151H111ZM116 149H117V151H116ZM152 149V150H151ZM155 149V150H154ZM15 150H16V152H15ZM86 150V151H85ZM92 150H94V153L92 154ZM146 150V151H145ZM184 150V151H183ZM188 150H190V151H188ZM17 151H20V152H18L17 153ZM25 151V152H24ZM32 151V152H31ZM108 151V152H107ZM111 151V152H110ZM117 153H116V152ZM153 151V152H152ZM156 151V152H155ZM206 151V152H205ZM3 152V153H4ZM12 152H14V154L16 155H13V157H12V161H10L11 159H9V157H8V155L9 154H13ZM21 152L22 153H24V154H22V155H20L21 154ZM30 152H31V154H30ZM89 152H90V154H89ZM97 152L98 153H100V154H97ZM104 152V153H106V154H102V153ZM110 152V153H109ZM115 152V153H114ZM135 153V155H133V154H131V153ZM157 152H158V154H157ZM190 152V153H189ZM196 152H198V153H196ZM199 152H200V154H199ZM229 152V151H228ZM236 152V153H235ZM249 153L248 154H251V148H249V151H248ZM20 153V154H19ZM110 155H109V154ZM120 153V154H119ZM126 153V154H125ZM127 153L129 154V155H127ZM148 153V154H147ZM150 153V154H149ZM155 153V156L153 155ZM159 153H161V154H159ZM170 153H172V155L170 154ZM175 153V154H174ZM219 153V152H218ZM217 153V154H218ZM131 154V155H130ZM138 154V155H137ZM142 154V155H141ZM147 154V155H146ZM205 154H206V156H205ZM230 154H231V156H230ZM236 154V155H235ZM29 155H31V156H29ZM76 155V156H75ZM105 155L107 156V157H105ZM121 155H124V156H121ZM126 155V156H125ZM133 155V156H132ZM140 155V156H139ZM174 155H175V157H174ZM185 155V156H184ZM187 155V156H186ZM208 155V156H207ZM20 156V157H19ZM93 157V158H90V157ZM111 156V157H110ZM116 156H118L119 157V159H118V157H116ZM130 156H132L133 158L135 157L136 158V162L134 161V162H132L133 160V158L132 159H130L131 157ZM148 156H151V157H153V160L150 158L149 159V157ZM158 156V157H157ZM163 156H165V158L163 157ZM180 156H182L183 158L184 157H186L185 159H181V157ZM4 157H6V159L4 158ZM15 157H17V160L16 159H13V158H15ZM73 157V158H72ZM147 157V158H146ZM163 157V158H162ZM179 157H180V159H179ZM201 157V158H200ZM207 157V158H206ZM252 156H249L248 157V159L249 160H251L252 158H251ZM29 158V159H28ZM32 160H31V159ZM55 158H57V156L56 157H54V160H55ZM96 158L98 159V162L96 161ZM114 160H112V159ZM115 158L117 159V160H115ZM145 158V161L146 162H144V160H142V159H144ZM174 158H175V160H174ZM177 158L179 159L178 160V162H177ZM217 160H216V159ZM232 159V161L234 162H232L230 159ZM240 158V157H239ZM71 159V160H70ZM82 159V160H81ZM100 159V160H99ZM101 159H103V160H101ZM106 159V160H105ZM109 159V160H108ZM141 159V160H140ZM160 159H162V160H160ZM219 159V160H218ZM236 159H238V162H237V160ZM4 160V161H3ZM36 160V159H35ZM126 160H128V161H126ZM184 160H185V162H184ZM230 160V161H229ZM257 160V159H256ZM17 162V164L16 163H14V162ZM19 161H20V159H19ZM91 161H92V163H91ZM100 161H103V162H100ZM109 161H111V162H109ZM118 161V162H117ZM141 163H140V162ZM154 161H156L155 163H154ZM164 161H166L165 162V164H167L166 166L164 165H162V164H164L163 162ZM180 161H183V162H180ZM197 161V162H196ZM203 162V163H200V162ZM208 161H211L210 163H208ZM215 161V162H214ZM217 161H218V163H217ZM236 161V162H235ZM255 161V160H254ZM258 161V160H257ZM256 161V163H255V166H256V164L258 163ZM7 162V164H5ZM132 162V163H131ZM139 162V163H138ZM149 162V163H148ZM154 163V166H153V163ZM162 164H161V163ZM177 162V163H176ZM180 162V163H179ZM189 162V163H188ZM196 162V163H195ZM222 162V163H221ZM229 162H232V164L230 165V169H228V163ZM240 162V163H239ZM2 163V164H1ZM19 163V164H18ZM21 163V164H20ZM23 163V164H22ZM64 163V164H63ZM95 163V164H94ZM97 163L98 164H101L100 166L101 167H103V168H101V167H99V166H96L97 165ZM124 163V164H123ZM127 163V164H126ZM156 163H158L157 165H155ZM190 163H192V164H190ZM204 163H205V165H204ZM248 163V162H247ZM3 164H4V166H3ZM89 164H91L92 166L90 167V165ZM93 164H94V166H96V167H94L93 166ZM103 164V165H102ZM118 164V165H117ZM122 164H123V166H125V167H123L125 170H123L124 172H122L121 171V168H122ZM150 164V165H149ZM152 164V165H151ZM168 164H171V165H168ZM178 164V165H177ZM202 164V165H201ZM209 165L210 166V164H215L216 165V167L220 170H218V169H216L215 168V166L213 167L212 165V168L210 167V169L209 168H207V165ZM234 164H236L237 166H238V172L235 170L236 168H237V166L235 167V165ZM242 164V165H241ZM12 167H11V166ZM21 165H22V168H21ZM23 165H25V166H23ZM62 165V166H61ZM114 165V166H113ZM162 167H161V166ZM190 165H192V166H190ZM196 165L198 166V168L197 169H193L194 167L196 168ZM5 166H6V168H5ZM34 168H33V167ZM83 166H84V169H83ZM87 166H89V168L87 167ZM105 166H107V167H105ZM134 166H137V167H134ZM140 166H142V167H140ZM155 166H156V168H155ZM186 166H188V168H186ZM189 166L191 167L190 169H189ZM204 166V167H203ZM225 166V172L224 173H227L228 171H227V169L228 170H230L229 172H228V174H224L223 172H222V170H224L223 169V167ZM232 166H234V167H232ZM10 167H11V169H10ZM24 167V168H23ZM32 167V168H31ZM68 167V168H67ZM94 167V168H93ZM146 167V168H145ZM155 169H154V168ZM164 167H165V169H167V170H169L168 172L164 169ZM182 167H184V171L182 170L183 168ZM234 169H232V168ZM3 170H2V169ZM14 168V169H13ZM27 170H26V169ZM35 168H37V169H35ZM88 168L89 170H90V172H88L87 173V170L86 169ZM97 168H99V170L97 169ZM118 168H120V171H119V173H118ZM122 168V169H123ZM141 168H145L144 170H149L150 171V173H151V175H150V173L149 172H146V171H144L143 170V172L141 171L142 169ZM160 168H163L162 170H160ZM180 168H182V169H180ZM201 168V169H200ZM209 169V172H210V175L212 174V173H214L215 171V174L219 177V175L218 174H221L222 173V175L223 176H226V175H229L230 174V172H232L233 171V173H234V178H235V175L239 178L241 175V179H240V181L242 180L243 182L244 181H246V182H238V183H235V182H237L238 181V178H235V180L233 181V179H231V176H228V177H225V178H222V175H220V178H219V180H218V183H219V185H218V187L216 186L218 183L217 182H215V184L213 183V180H212V182H210L211 180H210V178H209V173L208 172H206V171H208V170H206V169ZM214 168V169H213ZM70 169V170H69ZM78 169V170H77ZM91 169H93V171L91 170ZM97 170V172H95V170ZM106 169V170H105ZM110 169H111V171H112V174H111V171H110ZM133 170V172H132V170ZM152 169H153V171H152ZM170 169H171V171H170ZM173 169V170H172ZM179 169V170H178ZM185 169H187V170H185ZM216 169V170H215ZM241 169V170H240ZM8 170V171H7ZM12 172H11V171ZM13 170H14V172H13ZM24 170H26V172L24 171ZM79 170H81V171H79ZM83 170V171H82ZM104 170V171H103ZM137 170L140 172V174H139V172H138V174H137ZM177 170V172L178 173H175V174H173L175 171ZM181 170V171H180ZM194 170H195V173L196 174H199L198 172H200V175L202 176V174H203V177L204 178H207L208 177V179H209V182H204V178H202V177H199V175H198V178H202L203 179V181H202V179L201 180H199L198 178H196L195 177V173H194ZM198 170V171H197ZM206 170V171H205ZM245 172H244V171ZM3 171V172H2ZM15 171H17V173H15ZM23 171V172H22ZM92 171V172H91ZM160 171V172H159ZM161 171H162V173H161ZM185 171L187 172L186 174H185ZM192 171H193V173H192ZM204 171H205V173H204ZM213 171V172H212ZM218 171H219V173H218ZM227 171V172H226ZM5 172H7L6 173V177H8V178H6L5 176H3V174L5 175ZM8 172H10L9 174H10V176H9V174H8ZM29 172H31V173H29ZM32 172H35L34 174L32 173ZM37 172V173H36ZM82 172V173H81ZM95 172V173H94ZM103 172V173H102ZM114 172V173H113ZM116 172H117V174H116ZM155 172H159V175L161 176V179H162V181H161V184H160V186H158V189L160 190H156L157 192H162V193H159L161 196H159V194H158V196H157V193H156V191H154V193L153 192H151L150 191V187L149 186H147V184L148 185H150V183H148L149 182V180H150V178H151V176L155 173ZM165 172V173H164ZM241 172V173H240ZM20 173V174H19ZM81 173V174H80ZM85 173H87L86 175H85ZM97 173V174H96ZM99 173V174H98ZM104 173H108V174H106V176H105V174ZM146 173H148V174H146ZM153 173V174H152ZM166 173H168L169 175H167ZM170 173H172V174H170ZM184 173V176H186L187 177V180H188V178L190 177V178H193L194 179V181H195V179L198 181V182H188L187 181V185L185 184L186 183V181H182L183 179H182V176H180L181 174H183ZM206 173H208L207 175L208 176H206ZM218 173V174H217ZM245 175H243V174ZM2 174V175H1ZM17 174H19V175H17ZM78 174H79V176H78ZM89 174V175H88ZM92 174V177L90 178V175ZM101 174V175H100ZM128 174V175H127ZM146 174V175H145ZM177 174V175H176ZM179 174V175H178ZM193 174H194V176H193ZM241 174V175H240ZM96 175V176H95ZM104 175V177L103 178H101L102 176ZM114 176V177H112V176ZM147 175H149V176H147ZM176 175V176H175ZM85 176V177H84ZM126 176V177H125ZM145 176H147L146 178H145ZM168 176V177H167ZM178 176V177H177ZM181 178H180V177ZM183 176V177H184ZM192 176V177H191ZM212 176V175H211ZM210 176V177H211ZM247 176V177H246ZM77 177V178H76ZM99 177H100V180L105 184V186L107 185V183H105V182H107V179L109 180V190H108V188L106 187V188H103V183L102 182H100V180H99ZM120 177V178H119ZM137 177V178H136ZM174 177H176V178H178L179 179V181H175L176 179H173ZM186 177L184 178V180L186 179ZM233 177V176H232ZM243 177L244 178H246V179H243ZM39 178V179H38ZM80 178V179H79ZM104 178H105V180H104ZM114 178V179H113ZM141 178V179H140ZM144 178V179H143ZM213 178V177H212ZM222 178V179H221ZM229 178V181H230V179L232 180L230 183H226L227 184V187L230 185V188H232L231 190H229L230 192H232V194L233 193H235L236 192V190L238 191V192H236L235 193V195L239 198V195H241V194H243L242 192H243V188L245 187V189H244V194L242 195V196H240V197H243V198H246V195H247V198H249V199H247V203H248V201H250L249 202V205H247V206H252V204H254L253 202H255V201H253L254 199L255 200H259V198H258V196H260V200L262 201L261 202V204L263 205H261L259 202H256V203H259L257 206L258 207H256V208H258V212L260 213V210H261V208H262V210H261V213L259 214V217L258 218H260L259 220H260V222L258 221V222H256L257 223V226L258 227H256V223H255V221L256 220H254L253 219V216L249 213V211L250 210H247V206L246 205H243V204H246V203H244L245 201H246V199H245V201H243V198H240L239 199V201L241 202V205H240V207H241V211H242V207L243 208H245L244 210L245 211H243V213H242V217H241V221H242V223L244 224V225H246V224H250V225H248V226H251V222L252 221H254V222H252V226L251 227H253V225H254V227L257 229V234L259 233V235L261 236V240L260 239H258V240H260V241H257V239L256 240H253V239H251V235L250 234H252L253 232H251V231H254V233H256V231L254 230L255 228H253V230L251 229V227H250V229H249V227H248V231H250V232H246L242 237H241V242L240 243H242V244H240L238 241H239V239H237L238 237V235L237 234H235L236 232H237V230L235 229L236 227L234 226V225H232V226H229L228 228L226 227L227 225H231L230 223V221L232 220V218H233V224H234V219H235V217H234V215L233 214H230L231 212H229V210L227 209L228 207H227V204H226V201H227V199H226V201H225V204H226V206L225 205H223L222 204V206H220V208H223V211H222V209L218 212V209L219 208H217V202H215V200H216V198H215V195L216 194H213V192L215 193V192H217L218 191V189H222V188H224V186H225V188H226V185H225V183L222 181L223 179H224V181L226 182V180ZM264 178V177H263ZM70 181H69V180ZM91 179H93V180H91ZM112 179V180H111ZM138 179V180H137ZM145 179H146V181H145ZM82 180H84L83 182H82ZM132 180V181H131ZM171 180V181H170ZM221 180V181H220ZM263 181H264V179H262ZM71 181L74 183V185L77 187L78 185L80 186V187H75L74 185H73V183H71ZM164 181V182H163ZM263 181H262V183H263ZM115 182V183H114ZM142 183V184H140V183ZM143 182L145 183V185L143 184ZM168 182V183H167ZM173 182H175L174 184H173ZM204 182V183H203ZM232 182H234L237 186L239 185V187H237V186H235V187H237V188H233V186H231V183ZM69 183V184H68ZM71 183V184H70ZM135 183V184H134ZM164 183V184H163ZM172 183V184H171ZM189 183V184H188ZM196 184V185H190V184ZM198 183V184H197ZM202 183V184H201ZM212 183V184H211ZM217 183V184H216ZM224 183V184H223ZM242 183V187L240 186V184ZM261 183V184H262ZM1 184H2V187H1ZM4 184H5V186H4ZM59 184H60V187H59ZM86 184V185H85ZM88 184V185H87ZM100 184V185H99ZM102 184V185H101ZM113 184H115L114 186H112ZM122 184H124V185H122ZM133 188V189H136V188H134V185H135V187H137V189L139 190L138 192L137 191H133V192H131L130 190L132 189L129 185ZM169 184V185H168ZM202 185V187H203V190H202V188H200L201 187V185ZM205 184V185H204ZM209 184H211V185H213L214 184V187H212V189L210 188L211 186H208ZM223 184V186L221 187V185ZM229 184V185H228ZM234 184V185H235ZM243 184H245V186H243ZM264 184V183H263ZM99 185V186H98ZM162 185V186H161ZM187 186V188L185 187V186ZM188 185H190L191 186V188H193V190H191L190 189V187H188ZM233 185V184H232ZM4 186V187H3ZM73 188H72V187ZM104 186V187H105ZM112 186V187H111ZM125 186V187H124ZM139 186V187H138ZM141 186V187H140ZM164 186H166L167 188H165ZM169 186H171V187H169ZM196 186V187H195ZM198 186H200V187H198ZM216 186V187H215ZM248 186V185H247ZM87 187V188H86ZM88 187H89V190H88ZM91 187V188H90ZM96 187H97V189H96ZM103 190V192L105 191V189L106 190H108V191H105V197L107 198V199H104V201L105 200H107L106 202H104L105 203V205H104V203L102 202L101 204L102 205H104V206H102L101 208L98 206V205H93V195H95L96 196V193L97 192H101L102 193V190H100V188ZM114 187H115V189H114ZM123 187L126 189V191H125V189H123ZM177 187H178V189H177ZM186 188V191H184V193H183V191H182V189L183 190H185V188ZM195 187V188H194ZM253 187H254V190H252V191H254V193L252 192V191H247V190H250V189H253ZM5 188H6V190H5ZM84 190H83V189ZM166 189V190H164V189ZM176 188V189H175ZM198 188H200L202 191V193L200 194V191H198ZM205 188H206V190H205ZM214 188L216 189L217 188V191H215L214 190ZM229 187L227 188V190L228 189H230ZM241 188V189H240ZM246 188H247V190H246ZM259 189L258 190V192H257V189ZM96 189V190H95ZM132 189V190H133ZM136 189V190H137ZM196 189V190H195ZM199 189V190H200ZM208 189H211L213 192L210 194L209 192L211 191V190H208ZM71 190H73V191H71ZM76 190H78V191H76ZM87 192H86V191ZM97 190H100V191H97ZM111 190V191H110ZM113 190H115V191H113ZM124 190V192H122ZM204 190H205V192H204ZM227 190L225 189V193L227 194ZM233 190H234V192H233ZM256 190V191H255ZM2 191H6V192H4L5 193V195H4V193H2ZM95 191H96V193H95ZM118 191V192H117ZM120 191V192H119ZM164 191H165V193H164ZM171 191V192H170ZM189 191V192H188ZM195 191H197V192H195ZM208 191V192H207ZM228 191V192H229ZM240 191H242V192H240ZM35 192V193H34ZM84 192L85 193H87L86 195L84 194ZM92 193V195H90L89 197H86V198H89L86 202H88L91 206L93 205V208L91 207V206H89L90 207V209H89V207L88 206H86L85 204H83V202H85L84 200H83V198H85V196H88V194L89 193ZM111 192V193H110ZM125 192H127V193H125ZM132 193V194H129V193ZM135 192V193H134ZM137 192V193H136ZM147 192V193H146ZM174 192V193H173ZM194 194H193V193ZM229 192V193H230ZM260 192V193H259ZM90 193V194H91ZM118 195H117V194ZM173 193V194H172ZM179 195H178V194ZM189 193V194H188ZM197 193V194H196ZM203 193H205V195L206 194H210L208 197L209 198H213V196H211L212 194L214 195V202H215V204H216V206H214V208H213V204H212V201H211V203H210V200L208 199V198H206L205 196H204V194ZM227 194L228 196H229V198H230V194ZM238 193V194H237ZM255 193H259V195L257 196ZM106 194H107V196H106ZM112 195V197H111V195ZM121 194V195H120ZM164 194V195H163ZM170 194H172V195H170ZM175 194V195H174ZM184 194L186 195V197L188 198H186L185 196H184ZM192 194V195H191ZM203 194V196L205 197H202V200H201V198H200V196ZM248 194H249V196H248ZM254 194V195H253ZM261 194H262V197H261ZM33 195V196H32ZM132 195V196H131ZM166 195V196H165ZM182 197H181V196ZM189 195V196H188ZM198 195V199L200 198V200L201 201H194V200H196V197L195 196H197ZM234 194H233V196H235ZM245 195V196H244ZM253 195V196H252ZM163 196V198H161ZM166 198H165V197ZM171 196V198H175V199H171V198H169L168 199V197H170ZM180 196V197H179ZM192 196V197H191ZM217 196V195H216ZM250 196H251V200H250ZM254 196H255V198H254ZM6 197V198H5ZM63 197V198H62ZM109 197V198H108ZM111 197V198H110ZM129 197V198H130ZM156 197H157V199L158 198H160L159 199V202H161V201H163V202H161L160 204H162L161 206H162V208H161V206H159V203H157L158 201H157V199H156ZM191 197V198H190ZM252 197H253V199H252ZM8 198V199H7ZM35 198V199H34ZM62 198V199H61ZM76 198V199H75ZM153 198L157 201V202H155V200H153ZM211 198V199H212ZM237 198V199H238ZM61 199V200H60ZM113 202L112 204H111V201ZM118 200V202H117V200ZM120 199V200H119ZM123 201H122V200ZM182 199H183V202H182ZM194 199V200H193ZM197 199V200H198ZM204 199L206 200L205 202H204ZM207 199H208V202H207ZM242 199V200H241ZM9 200H12L13 201V203L11 202V201H9ZM40 200H41V202H40ZM66 200V201H65ZM92 202H91V201ZM161 200V201H160ZM166 200V201H165ZM191 200H193L192 202H190ZM34 201V202H33ZM55 201V202H54ZM81 201V202H80ZM110 201V202H109ZM121 201V202H120ZM171 202L172 203V205H170V203L169 202ZM228 201H229V199H228ZM236 201V200H235ZM235 201H233V202H235ZM7 202V203H6ZM40 202V203H39ZM80 202V203H79ZM114 202H117V203H114ZM165 202H167V203H169V204H167V205H170V207L168 206V208L170 209L171 208V206L172 207H174V209L173 208H171V211H168L167 212V209L168 208H163V207H167V205H166V203ZM179 202V203H178ZM189 202V203H188ZM201 202H203L202 203V206H204V207H202V206H200L201 205ZM207 202V204H212V206L211 205H208V207L210 206L211 207V211L213 210V212H215V211H217L216 212V214L215 213H213V212H211L210 211V207L208 208V207H206V209L208 210H205V203ZM213 202V203H214ZM9 203V204H8ZM66 203V204H65ZM92 203V204H91ZM121 203V204H120ZM154 203H156V204H154ZM187 203V204H186ZM3 204V205H2ZM12 205V206H15L14 207V209L12 210V207H9L8 205ZM44 204H45V206H44ZM53 204V205H52ZM82 204V205H81ZM118 205V206H116V205ZM120 204V205H119ZM165 206H164V205ZM188 204H190V206L188 205ZM196 206H195V205ZM204 204V205H203ZM214 204V205H215ZM219 204V203H218ZM221 204V203H220ZM219 204V205H220ZM10 205V206H11ZM36 205V206H35ZM56 205V206H55ZM152 205H155V206H152ZM188 205V206H187ZM197 205H198V207H197ZM243 205V206H242ZM44 206V207H43ZM48 206V207H47ZM53 206H55L57 209H55V211H54V207ZM77 206V207H76ZM82 206V207H81ZM84 206H86V207H88V208H86L85 209V207ZM97 206V207H96ZM159 207V209H160V211L158 210V207ZM207 206V205H206ZM244 206H246V207H244ZM260 206H261V208H260ZM6 207V210H4V208ZM41 207H43V208H41ZM71 207V208H70ZM78 207H79V209H78ZM83 209H81V208ZM84 207V208H83ZM100 208V209H97V208ZM118 207V208H117ZM123 207V208H124ZM153 207H155V210L157 211V213L156 212H154L155 210L153 209ZM196 207L197 209H200L201 211H204V212H206V214L208 213V214H210V212L212 213V215L210 214V215H207L208 217L209 216H211V219H215L216 221H217V223H215L216 221L215 220H213V221H215V222H210L211 224H209V225H212V224H214V226H213V228L216 226L217 227V224H218V227H217V229L219 228V225L222 223V221L221 220H223V224H221V225H223V226H221L220 225V228H219V231H216L215 229L216 228H212V226H211V228H212V230L214 231H216V232H218L219 233V237H218V235H217V233L215 232V234L213 233V231L211 232V228H210V226L207 224V226L205 225L206 223L205 222H209V221H212L211 219H210V217L208 218V219H206V217H204V215L203 214H205V213H203V214H200V210L197 212V210H195L194 208ZM200 207V208H199ZM37 208V209H36ZM51 209V210H49V209ZM64 208V209H63ZM96 208V209H95ZM108 208V207H107ZM180 208V209H179ZM184 208V209H183ZM186 208V209H185ZM191 208H192V210H191ZM202 208V209H201ZM217 208V209H216ZM250 208V207H249ZM9 209V210H8ZM72 209V210H71ZM93 209H95V210H98V211H95L94 212V210ZM117 209H120V210H117ZM163 209V210H162ZM168 209V210H169ZM173 209V210H172ZM183 209V210H182ZM216 209V210H215ZM225 209H226V211H228L229 213H227L226 211H225ZM3 210H4V212L5 211H8V212H3ZM11 210V213H12V211L13 212H15V215L12 213H10L9 211ZM57 210H59L58 211V213L56 212ZM78 210V211H77ZM92 210V211H91ZM100 210V211H99ZM148 210V209H147ZM180 210H182V211H184L183 213H182V211H180ZM40 211V212H39ZM43 213H42V212ZM46 211V212H45ZM48 211L50 212H52V214H53V216H55V217H53L52 216V214L50 213V214H47L48 213ZM76 211V212H75ZM83 211V212H82ZM102 211V212H101ZM149 211V210H148ZM159 211V212H158ZM164 211V212H163ZM186 211H188V212H186ZM190 211V212H189ZM248 211V212H247ZM25 214H24V213ZM35 212V213H34ZM55 212V213H54ZM78 212H80V213H78ZM91 212H94L93 213V215H94V217L96 218V221L95 220H92L94 217H93V215H92V213ZM161 212V213H160ZM172 212V213H171ZM195 212V214H196V217H193V216H195V214L193 215V213ZM247 212V213H246ZM7 213H9L11 216L9 217V215L7 214ZM38 213V214H37ZM40 213V214H39ZM67 213H68V215L70 214H73V215H71L72 216V218H74V220H75V222H74V220H72V218H71V216H68L69 218H68V220L66 219L67 218ZM89 214V213H91V215L88 217V219L86 218V216H88V215H86V214ZM102 213V214H101ZM148 213H150V212H148ZM164 213H167V214H164ZM169 213H171V214H169ZM187 213V214H186ZM197 213L198 214H200L201 216H203L204 218L202 219L201 217H199L200 215H197ZM202 213V212H201ZM218 213L220 214V215H218ZM245 213V214H244ZM4 214H6V215H4ZM58 214V215H57ZM75 214V215H74ZM77 214V215H76ZM82 215V216H80V215ZM96 214V215H95ZM155 214V215H154ZM160 215V217H159V215ZM181 214V215H180ZM213 214H215V216L217 215V217H214L213 216ZM223 214V215H222ZM227 214H229V215H227ZM243 214L245 215V216H243ZM248 216H247V215ZM13 215V216H12ZM40 215H45L44 217L43 216H40ZM46 215H47V217H46ZM48 215H50V217H48ZM163 215H165V217L163 218ZM167 215H169V216H167ZM183 215H187V217H189V218H186V216H184L183 217ZM189 215V216H188ZM192 215V216H191ZM222 215V216H221ZM226 215L227 216H229L228 218H229V220H228V218L226 217ZM230 215H232V217H230ZM3 216V217H2ZM6 216H8V217H6ZM20 216V217H19ZM39 216V217H38ZM77 216H78V218H77ZM84 216H85V218H84ZM149 216H147V218H146V220L148 221V219H150L149 218ZM198 216V217H197ZM206 216V215H205ZM21 218L22 219V217H23V219L21 220V219H19V218ZM46 217V218H45ZM175 217V218H174ZM176 217H177V219H176ZM183 217V218H182ZM191 217V218H190ZM194 219H193V218ZM222 217V219L220 220V218ZM227 218V221H225L223 218ZM248 217V221H249V217H251V222H247V221H245V220H247L246 218ZM2 218H3V220H2ZM17 218H18V220H17ZM25 218L27 219V221L26 222H24L25 221ZM43 218H45V219H43ZM50 218L51 219H54V220H51V222L48 224L47 222H49L48 220H50ZM77 218V219H76ZM81 218V219H80ZM82 218H84V219H82ZM94 218V219H95ZM158 218V219H157ZM162 218H163V220H162ZM168 218V220H166ZM179 218H181V219H179ZM184 218H186V219H184ZM196 218V219H195ZM197 218H200V219H197ZM216 218H218L220 221H218ZM41 219V220H40ZM43 219V220H42ZM69 219H70V221L72 220L73 222H70L69 221ZM78 219H80L79 221H80V223L78 222ZM169 219H170V221H169ZM189 219V221L187 222V220ZM192 219H193V222H192ZM6 220H7V222H6ZM19 220H21V221H19ZM45 220H47V222L45 221ZM83 220V221H82ZM191 220V221H190ZM194 220H198V222H197V224L200 222V220H201V222L202 221H204V229H205V227L206 228H209L210 230H208V232L206 233V231L205 232H203L204 231V229L202 228V226L201 225H203V222L202 223H199V224H201L200 226L199 225H197L196 224V222L194 221ZM207 220V221H206ZM41 221V222H40ZM43 221V222H42ZM84 221H85V223H84ZM87 221H89V223L87 222ZM153 220H151V222H152ZM224 221L227 223V225H226V223H224ZM69 222V223H68ZM84 224H83V223ZM95 222H96V224H95ZM149 222H150V220H149ZM165 222V223H164ZM185 222H187V225H185L186 223ZM195 222V223H194ZM245 222H246V224H245ZM3 223V224H2ZM6 223H7V226H6ZM24 223H27V224H24ZM44 224V225H41V224ZM66 223V224H65ZM78 223V224H77ZM81 223H82V226H81ZM101 224V225H99L98 226V224ZM153 223V222H152ZM192 223V224H191ZM220 223V224H219ZM255 223V224H254ZM259 223V224H258ZM48 224V225H47ZM68 224V225H67ZM90 224V225H89ZM91 224H93L92 226H91ZM95 224V225H94ZM190 224H191V226H190ZM47 225V226H46ZM63 225H65V226H63ZM103 225V226H102ZM193 225H194V227H193ZM225 225V226H224ZM260 225L263 227V231L261 232V227H260ZM37 226V227H36ZM38 226H42L41 228L40 227H38ZM44 226H46L45 228H44ZM62 226V227H61ZM93 226H98V228H99V230L96 228V227H93ZM197 226V227H196ZM5 227V228H4ZM10 227V228H9ZM36 227V228H35ZM199 230V228H201V229H203V231L200 229V231L201 232H203V234L200 232V231H198V230H195L196 228ZM199 227V228H198ZM225 227V228H224ZM231 227V228H230ZM232 227H234V229H232ZM246 227H247V225H246ZM78 228V229H79ZM85 228V229H86ZM104 230L103 232H101L102 231V229ZM190 228L192 229L191 230V232L189 231L190 230ZM222 228V229H221ZM223 228H224V231L227 229L228 230V232L226 233V231L224 232V233H226V235L229 233V235L228 236H230V237H227L226 235H224L223 234ZM230 228V229H229ZM259 228V229H258ZM1 229H3V230H1ZM34 229H36V231H33ZM43 229V230H42ZM194 229V230H193ZM220 229H221V232H220ZM233 231H232V230ZM97 230V231H96ZM229 230H231V232H229ZM6 231V232H5ZM8 231L10 232V234H12V235H10L9 233H8ZM32 231H33V233H32ZM192 231H194L193 233H192ZM196 231V232H195ZM12 232V233H11ZM39 232V233H38ZM46 234H45V233ZM56 232H58V233H56ZM197 232H199V233H201L200 235H202V236H204V234L206 235V236H208L209 235V237H204L205 238V240H204V238L201 236H199V234L197 233ZM232 232L235 234V235H237V236H235L234 235V237H233V235H232ZM23 233V234H22ZM44 233V234H43ZM65 233V232H64ZM189 233V234H188ZM192 233V234H191ZM198 234V236H196L195 234ZM250 233V234H249ZM14 234V235H13ZM38 234H40V237H39V235ZM48 234V235H47ZM62 234V235H61ZM191 234V235H190ZM223 235V236H220V235ZM231 234V235H230ZM10 235V236H9ZM46 235H47V237H46ZM216 237H218V238H214V236ZM247 235V236H246ZM253 235V234H252ZM14 236V238H15V240H14V238H12ZM16 236H18V237H16ZM49 236V237H48ZM53 236H57V237H59V239H57V237H53ZM92 236H94V235H92ZM186 236V237H185ZM189 236V237H188ZM192 236V237H191ZM195 236H196V240H195ZM226 237V239H227V241H223V240H225V237ZM249 236H251V237H249ZM5 237H7V240H9L10 239V241H7L6 240V238ZM9 237V238H8ZM11 237V238H10ZM29 237H31V239L29 238ZM39 239H38V238ZM53 237V238H52ZM198 237V238H197ZM224 237V238H223ZM244 237V240L242 239ZM256 237H258V235L256 236ZM44 238V239H43ZM49 238V239H48ZM187 238V239H186ZM191 238H193V240H192V242H191ZM214 238V239H213ZM223 240H222V239ZM230 238L231 239H233L234 238V241L233 240H230ZM245 238H247L246 240L248 241V238H249V243H247L246 242V240H245ZM253 238V237H252ZM11 239H13V240H11ZM20 239V240H19ZM27 239H30L29 241L27 240ZM40 239H42V240H40ZM57 240V241H55L54 242V240ZM201 239H203V240H201ZM210 239L213 241H211V242H209L210 241ZM218 239V240H217ZM221 239V240H220ZM2 240V241H1ZM16 240H17V242H16ZM39 240V241H38ZM236 240V241H235ZM14 241V242H13ZM22 241H24V242H22ZM27 241L29 242V245L27 244ZM31 241V242H30ZM196 241H198V242H196ZM200 241H202V242H204V246H206L207 245V250H208V247H209V249H210V251L212 250V253L210 252V255H209V252L206 250V248L202 245V244H200L201 242ZM206 241H207V243H206ZM231 241V242H230ZM245 241V242H244ZM251 241H253L254 242V244L255 245H257L256 247H255V245H253V242L251 243ZM255 241L256 242H258V243H255ZM8 242V243H7ZM40 242V243H39ZM57 242V243H58ZM200 242V243H199ZM234 242H236L237 244H236V246H235V243ZM15 243V244H14ZM40 244V246H39V244ZM197 243H199L200 245H197ZM214 243V244H213ZM245 243V244H244ZM251 243V244H250ZM2 244H3V246H2ZM9 244L11 245V246H9ZM13 244V245H12ZM34 244V245H33ZM192 244V245H191ZM197 246H196V245ZM243 244L246 246H243ZM4 245H5V247H4ZM19 245V246H18ZM26 245H28V247L26 246ZM212 245H215L216 246V248H221V249H223V251L221 250V253H220V251H219V253H215V252H218V250L219 249H216L215 247V249L213 250L211 247H213ZM222 245V246H221ZM247 245H250V246H248V248H247ZM16 246V248H14ZM201 246H203L204 247V249H203V247H201ZM211 246V247H210ZM219 246H221V247H219ZM227 246V247H226ZM237 246H238V248H237ZM251 246H253V247H251ZM12 247V248H11ZM33 247V248H32ZM196 247V248H195ZM226 249V251H227V253H225L224 251V248ZM229 247V248H228ZM239 247H240V249H242V250H244V251H246V253H244L243 251H241L240 249H239ZM242 247H244V249L242 248ZM36 248V249H35ZM228 248V249H227ZM237 248V249H236ZM246 248H247V250H246ZM16 249V250H15ZM20 249H22L21 251H19ZM28 249V250H27ZM35 249V250H34ZM38 249V250H37ZM40 249H42V251L40 250ZM203 251H202V250ZM8 250V251H7ZM204 250H206V252L204 253ZM240 250V251H239ZM5 251V252H4ZM13 251V252H12ZM24 251H26V252H24ZM32 251V252H31ZM214 251V252H213ZM262 251H263V253H262ZM19 252H21V254L19 253ZM24 252V253H23ZM34 252H35V254H34ZM197 254H196V253ZM207 252H208V254H207ZM225 254H224V253ZM231 252V253H230ZM240 252H242L241 254H240ZM256 254H255V253ZM37 253V254H36ZM202 253H204V254H202ZM223 253V254H222ZM239 253V254H238ZM5 254V255H4ZM13 254H14V256H13ZM16 254V255H15ZM27 254V255H26ZM31 254V255H30ZM196 254V255H195ZM199 254H201V255H199ZM219 254H220V256H219ZM232 255V256H229V258H228V256L227 257H225V255ZM255 254V255H254ZM35 255H37V256H35ZM203 255V256H202ZM206 255H209V256H207L206 257ZM240 255H242L244 258H242V256H240ZM260 255V256H261ZM3 256V257H2ZM6 258H5V257ZM13 256V257H12ZM29 256V257H28ZM33 256V257H32ZM212 258H211V257ZM234 256H235V258H234ZM239 256V260H236V258ZM249 256V255H248ZM263 256V255H262ZM24 257H25V260H27L26 258L28 257V260L27 261H25L24 260ZM37 257V258H36ZM210 257V258H209ZM220 257H221V260H220ZM225 258V260H224V258ZM255 257V258H254ZM4 258V259H3ZM209 258V259H208ZM11 259V261H9ZM210 260V262L208 263V260ZM228 259V260H227ZM233 259V260H232ZM238 259V258H237ZM242 259V260H241ZM203 260H202V262H203ZM212 260V261H211ZM220 260V261H219ZM224 260V262L222 263V261ZM236 260V261H235ZM227 261V262H226ZM235 261V262H234ZM255 261H256V259H255ZM6 262H5V264H6ZM26 262V263H25ZM212 262V263H211ZM257 262V261H256ZM11 263V264H12ZM215 264V263H214Z\"/></svg>",
    "mask_w": 264,
    "mask_h": 264
},
{
    "label": "bare ground",
    "instance_id": "bare-ground-1",
    "mask_svg": "<svg viewBox=\"0 0 264 264\" xmlns=\"http://www.w3.org/2000/svg\"><path fill=\"white\" fill-rule=\"evenodd\" d=\"M80 1V0H79ZM86 1V0H85ZM84 1V2H85ZM96 1V0H95ZM103 0H101V2H102ZM110 1V0H109ZM116 1V0H115ZM126 1H128V0H126ZM246 1L247 0H154V2L156 3V5H157V10L160 12L161 10H164V11H168V13H169V15H170V17H171V23H170V27H171V31H173L174 33H175V31L176 30H178V33H181V32H183V33H185V31H186V34H187V32H189L190 34L192 33V30L191 29H213L214 27L216 28V26H217V24L219 25V29H229L228 31H227V33L226 34H224V35H222L223 37H221L220 38V41H221V39H222V41H223V43H224V47H223V53H221V55H220V58H219V54L217 53V51H214V52H212L211 51V49H209V48H211L213 45L210 43V42H208L209 44H211L212 46L210 47H208V52L206 53V56H207V58H206V60H207V69L203 72V68H202V79H203V82H205L206 84H202V87H203V90H202V92L204 93H209V91H211V87L209 86L208 87V84H207V82H208V79L210 78V77H212V75H214V76H216V79L217 78H220V79H222L223 78V80H221V85L224 87V86H226L227 85V87H229V89H231L230 87L231 86H228V83L226 82V81H228V80H225V78H224V76H225V72H226V70L227 69H225V68H229V69H232V73H233V71H234V75H240L241 76V74L244 72V70L245 71H247V70H249L250 68H252V69H257L256 67L254 68V64L252 63L253 61H256V59H254L253 61L251 60L252 59V57L253 56H250L249 54L251 53V51L249 50V49H244V50H241V48L243 47V41H244V39H246V33L247 32H249L250 34H252L253 36L254 35H256V30L257 29H262V28H259V26H258V23H260V24H263L264 25V0H252V2L254 3V7H250L251 9H249V7H247L248 5L246 4ZM249 1H251V0H249ZM248 1V2H249ZM73 2V0H0V15H5V17H6V19L4 18H2V19H0V76H1V79L3 80V83H4V87H5V89L7 90V92L6 93H4V94H1V96H0V99H1V101L3 102V104H4V106L3 107H6L7 109H8V111L7 110H2L1 111V109H3V107L2 108H0V111L1 112H8V113H12L11 115V117L9 116V115H6L7 116V120H8V122L10 121V123H14L15 124V122H16V120L18 121L19 119H16L15 120V122L14 121H12V120H10V118H12L13 117V115H14V117L16 116V115H19L20 113L19 112H22L23 111V113L24 114H27L29 117H30V119L34 122V124L36 125V127H37V129H38V132H39V135H38V137L37 138H34L33 139V141L32 142H30V143H32L31 144V148L32 149H30V150H33L34 149V151H33V153L35 152V154H36V158H35V155L34 156H32V157H34V159H33V161H35V162H37L38 163V165H40V169H41V167H42V170H40V171H42V172H40V176H39V187H38V189H37V191H39V193L41 194V196L44 198V199H46L47 198V204L48 205H50L51 203H52V197L53 196H55V195H52V191H53V189H54V191H55V188L57 187V179L59 180V176H58V174H57V168H58V165H59V162H60V157L58 156V155H56V150H55V148H54V146L56 145L55 143H58L59 141L58 140H55L56 139V135L54 134V132L52 133V130H53V127H55V129L57 130H61V132H62V134H64V138H62V139H64L65 141H67V142H69V140H68V138L66 137V135H65V131H66V128H68V124H67V118L65 117V112H66V110H67V108H69V106H70V104L71 103H73V101H66V99H64L63 98V96L64 95H69V93L67 92V94H66V87H65V83L64 82H69L71 79H72V82H73V76L75 75L76 76V74H75V67H76V65L78 64V60H79V58H82V57H80L79 55H78V53L76 52V48H78V46H79V35L77 34V32L78 31H76L75 29H74V25L73 24H71V23H74V22H72V20H71V13H70V6H71V3ZM77 2H78V0H77ZM86 2H89V0L88 1H86ZM91 2V1H90ZM99 2V1H98ZM98 2H97V4H98ZM101 2H99V3H101ZM106 2H107V0H106ZM105 2V3H106ZM129 2V1H128ZM133 2V1H132ZM151 2H153V1H151ZM251 2V3H252ZM92 3V2H91ZM90 3V4H91ZM104 3V2H103ZM100 4V5H104V4ZM108 3H110V2H108ZM107 3V5H109ZM146 3V2H145ZM85 4V3H84ZM82 5L84 8H85V5ZM95 5V3H94V1H93V3H92V5ZM119 5L121 4V3H118ZM126 4H128L127 2H126ZM134 4V3H133ZM76 5V4H75ZM87 5V7H86V9L88 8V3L86 4ZM106 5V4H105ZM118 5V6H119ZM139 5L140 4H137V8L139 7ZM102 6H100V7H102ZM111 6V5H110ZM109 6V7H110ZM125 6V5H124ZM128 6H130V5H128ZM249 6H251V5H249ZM74 7V6H73ZM97 6H95V7H91V9H92V11L91 12H93V10H95V9H97L96 8ZM112 7V6H111ZM110 7V8H111ZM135 7V8H136ZM151 7V6H150ZM89 8H90V6H89ZM88 8V11L90 10ZM93 8H95V9H93ZM104 8V7H103ZM103 8H100L101 10L103 9ZM110 8H108V10L110 9ZM126 8V7H125ZM129 8V7H128ZM142 8V7H141ZM140 8V9H141ZM105 9L107 10V8L105 7ZM134 9V8H133ZM132 9V10H133ZM81 10V9H80ZM79 10V11H80ZM83 10V9H82ZM81 10V11H82ZM105 10V11H106ZM125 10V9H124ZM145 10H147V9H145ZM149 10V9H148ZM129 11H131V9H129ZM163 11V12H164ZM84 12H86V10L84 11ZM109 12V11H108ZM112 12V11H111ZM137 12V11H136ZM146 12V11H145ZM144 12V13H145ZM100 13H102L101 11H100ZM107 13V12H106ZM110 13V12H109ZM113 13V12H112ZM112 13H110V14H112ZM120 13V12H119ZM141 13H142V11L139 13V17L141 18ZM144 13H143V16H144ZM86 14H90L89 12L87 13L86 12ZM92 15H93V13H91ZM96 14H98V12L97 13H95V15ZM113 14H115V13H113ZM113 14H112V16H113ZM127 14V13H126ZM137 14H138V12H137ZM147 14V13H146ZM166 14V13H165ZM84 15H85V13H84ZM101 14H99V16H100ZM102 15H107V14H102ZM120 15H121V13H120ZM149 14H147V16H148ZM161 15H163V13H161V14H159V17L161 16ZM82 16H83V14H82ZM125 16H127V15H125ZM135 16H137V15H135ZM78 17V16H77ZM96 18L98 17L97 15L95 16ZM95 17L92 19V20H94L95 19ZM138 17V19L140 20V18ZM150 17V16H149ZM148 17V18H149ZM159 17H156V19L154 20L155 22H156V20L159 18ZM169 17V16H168ZM79 18V17H78ZM77 18V19H78ZM86 18H89V16H86ZM101 18H103L102 16H101ZM108 18V17H107ZM114 18V17H113ZM118 18V17H117ZM123 18H124V16H123ZM98 19V18H97ZM97 19H95V20H97ZM100 19V18H99ZM108 19H110L111 20V18H108ZM125 19V18H124ZM134 19V18H133ZM132 19V20H133ZM137 19V18H136ZM137 19V20H138ZM142 19H144V18H141V20ZM147 19V18H146ZM146 19L144 20V21H146ZM153 19V18H152ZM160 19V18H159ZM158 19V20H159ZM163 19V18H162ZM86 20V19H85ZM84 20V21H85ZM94 20V21H95ZM105 20V19H104ZM119 20V19H118ZM128 20V19H127ZM126 20V21H127ZM168 20V21H167ZM167 20L165 19V21H166V23L167 22H170L169 21V19L167 18ZM75 21V20H74ZM81 21V20H80ZM83 21V20H82ZM153 21V22H154ZM164 21V20H163ZM76 22V21H75ZM89 22L90 21H88V23H87V25L89 24ZM92 22V21H91ZM96 22H98V21H96ZM95 22V23H96ZM114 22H115V20H114ZM113 22V23H114ZM121 22V21H120ZM134 22L135 21H133V24H134ZM139 22H141V21H139ZM147 22H149V21H147ZM150 22H152V21H150ZM152 22V23H153ZM83 23V22H82ZM100 23V22H99ZM113 23H112V28H111V31H114V33H116L115 32V29L114 30H112L114 27H113ZM128 23V22H127ZM131 23H132V21H131ZM141 23H143V21L141 22ZM158 23V22H157ZM94 24V23H93ZM92 24V25H93ZM105 24V23H104ZM116 24H118V23H116ZM125 24H126V22H125ZM125 24H122L123 26L125 25ZM132 24V25H133ZM168 24V23H167ZM166 24V25H167ZM72 25H73V27H72ZM90 25V24H89ZM101 25H102V23H101ZM132 25H130L131 26V28L133 29V27L134 26H132ZM141 25V24H140ZM148 25V24H147ZM152 25V24H151ZM150 25V26H151ZM169 25V24H168ZM167 25V27H169ZM82 26V25H81ZM108 26L110 27V25L108 24ZM120 26V25H119ZM129 26V25H128ZM142 26V25H141ZM145 26V25H144ZM143 26V27H144ZM153 26V25H152ZM151 26V27H152ZM84 27H86V29H87V27L89 28V31L87 32V33H89V35L93 32V30L92 29H90V27H91V25H90V27L89 26H84ZM94 27H95V25H94ZM104 27H106V26H104ZM116 27H118V25L116 26ZM122 26H120V28H121ZM147 27V26H146ZM151 27H149V29L151 28ZM155 27H156V25H155ZM83 28V27H82ZM81 28V29H82ZM92 28V27H91ZM126 28V27H125ZM129 28V32L131 33V29H130V27H128ZM137 28V27H136ZM139 28V27H138ZM137 28V29H138ZM163 28V27H162ZM263 28H264V26H263ZM95 29H96V27H95ZM102 30H103V28H101ZM100 29V30H101ZM118 29V28H117ZM117 29H116V31H117ZM135 29V28H134ZM136 29V30H137ZM140 29V28H139ZM142 29V28H141ZM144 29V28H143ZM142 29V30H143ZM167 29V28H166ZM165 29V31H164V33L165 32H167V30ZM172 29H174V30H172ZM82 30H84V29H82ZM88 30V29H87ZM105 30V29H104ZM108 30V29H107ZM110 30V29H109ZM121 30L123 31V30H125L124 28H121ZM141 30V31H142ZM164 30V29H163ZM170 30V29H169ZM264 30V29H263ZM262 30V31H263ZM90 31H91V33H90ZM110 31V32H111ZM138 31V30H137ZM140 31V32H141ZM146 31H147V28H146ZM145 31V32H146ZM85 32H86V30H85ZM99 32H101V31H99ZM104 32H107V31H104ZM109 31H108V33H110ZM134 32V31H133ZM136 32V31H135ZM134 32V33H135ZM148 32V31H147ZM151 32H152V30H151ZM153 32H154V29H153ZM152 32V33H153ZM159 32H160V30H159ZM177 32V31H176ZM246 32V33H245ZM252 32V33H251ZM94 33H95V36H96V33L97 32H95V30H94ZM93 33V34H94ZM120 33H121V31H120ZM124 33H125V31H123V35H124ZM127 33V32H126ZM142 33V32H141ZM157 33V32H156ZM172 33V32H171ZM171 33H170V35H171ZM183 33H181V35L183 34ZM105 34V33H104ZM107 34V33H106ZM105 34V35H106ZM111 34V33H110ZM110 34H107V35H109V36H111ZM122 34V33H121ZM129 34V33H128ZM137 34V33H136ZM160 34V33H159ZM162 34V33H161ZM160 34V35H161ZM176 34V33H175ZM185 34V35H186ZM195 34V33H194ZM218 34V33H217ZM263 34V33H262ZM84 35V34H83ZM92 35V34H91ZM102 36H103V34H101ZM106 35V36H107ZM123 35H121V36H123ZM130 35V34H129ZM128 35V36H129ZM138 35V34H137ZM143 35H145V34H143ZM149 35H151V33L150 34H148L147 36H149ZM167 35V34H166ZM221 35V34H220ZM102 36L100 37L99 36V38H102ZM109 36H107L108 38H109ZM126 36V35H125ZM141 36V35H140ZM146 36V37H147ZM151 36H153V35H151ZM154 36H157V35H154ZM159 36V35H158ZM196 36V35H195ZM83 37V36H82ZM88 37V36H87ZM86 37V38H87ZM90 37V36H89ZM92 38L94 37V36H91ZM105 37V36H104ZM103 37V38H104ZM114 37H115V35H114ZM113 37V38H114ZM118 37H120V35L118 36ZM131 37V35L129 36V38ZM137 38H138V36H136ZM144 37V36H143ZM160 37V36H159ZM159 37H157L158 38V41H160L159 39L161 38H159ZM169 37V36H168ZM174 37H176V36H174ZM173 37V38H174ZM185 37V36H184ZM184 37H183V39H184ZM99 38H98V40H99ZM126 38V37H125ZM132 38H134V37H132ZM150 38V37H149ZM153 38V37H152ZM172 38V37H171ZM196 38V37H195ZM255 38H256V36H255ZM88 39V38H87ZM97 39V38H96ZM119 39V38H118ZM122 39V38H121ZM127 39V38H126ZM125 39V40H126ZM139 39H141V42H142V38H140L139 37ZM144 39V38H143ZM151 39V38H150ZM165 39V38H164ZM177 39V38H176ZM175 38L172 40L173 42L176 40ZM179 39V38H178ZM188 40H189V38H187ZM187 39H185V40H187ZM85 37H84V39H83V43H84V45H82V46H86L87 47V45H85V44H88V42L87 43H85ZM92 40V39H91ZM97 40V41H98ZM110 40V39H109ZM108 40V41H109ZM117 40V39H116ZM124 39L122 40V42H124L125 41ZM128 40V39H127ZM131 39H129L128 41H130ZM152 40V39H151ZM150 40V41H151ZM171 40L170 41H168V44H169V42H171ZM184 40V41H185ZM191 40V39H190ZM215 40H216V37H215ZM101 41V40H100ZM100 41H98V42H100ZM108 41H106L107 43H110V42H108ZM112 42H113V40H111ZM115 41V40H114ZM136 41V40H135ZM148 41V40H147ZM150 41H148V42H150ZM155 41L156 40H154L153 41V43H154V45H155ZM157 41V42H158ZM166 41V40H165ZM164 41V42H165ZM179 41V40H178ZM183 41V42H184ZM208 41H210V40H208ZM105 42V41H104ZM115 42H117L118 43V41H115ZM114 42V43H115ZM122 42H120V43H122ZM133 42V41H132ZM144 42H146V41H144ZM144 42H143V46L145 45L144 44ZM189 42H191V41H189ZM116 43V44H117ZM125 43H126V41H125ZM129 43V42H128ZM124 44V46L123 47H126L125 45H129V44ZM180 43H181V41H180ZM195 43V42H194ZM199 43V42H198ZM197 43V44H198ZM82 44V43H81ZM90 44H91V41H90ZM89 44V45H90ZM95 44H96V42H95ZM112 44V43H111ZM141 44V43H140ZM146 44H148V43H146ZM193 44V43H192ZM214 44V43H213ZM220 45H221V42L219 43ZM115 45V44H114ZM120 45V44H119ZM134 45V44H133ZM139 45V44H138ZM152 45V44H151ZM151 45H149L150 47H151ZM185 44L183 43V46H184ZM188 45V43H186V46ZM190 45V44H189ZM196 45V44H195ZM92 46H93V44H92ZM113 46V45H112ZM117 46V45H116ZM116 46H114V47H116ZM121 46V45H120ZM120 46H118L117 47V49L120 47ZM135 46H137V45H135ZM156 46H158V44H156ZM159 46H161L160 45V43H159ZM162 46H165V45H162ZM181 46H182V43H181ZM202 46V45H201ZM215 46L216 45H214V48H215ZM81 47V46H80ZM85 47V48H86ZM100 48H101V46H99ZM110 46H108V48H109ZM122 47V48H123ZM132 48V46L130 45L129 46V48ZM145 47V46H144ZM143 47V48H144ZM148 47V46H147ZM146 47V48H147ZM205 47V46H204ZM89 48H90V46H89ZM105 48V46L103 47V48H101V50L102 49H104ZM107 48V49H108ZM139 48L141 49V47L139 46ZM149 48V47H148ZM148 48H147V50H148ZM152 48V47H151ZM153 48H155L154 46H153ZM152 48V49H153ZM186 48H188V47H186ZM196 48H198V47H196ZM202 48V47H201ZM206 48V47H205ZM213 48V47H212ZM213 48V49H214ZM81 49V48H80ZM79 49V50H80ZM96 49H97V47H96ZM110 49H112L113 50V48H110ZM151 49V50H152ZM189 49V48H188ZM212 49V50H213ZM86 50H91V49H86ZM93 50H94V48H93ZM98 50V49H97ZM106 50V49H105ZM116 50V49H115ZM119 50V49H118ZM123 50H125V49H123ZM134 50V49H133ZM133 50H128V52L130 51H133ZM135 50H137V49H135ZM145 50V49H144ZM207 50V49H206ZM215 50V49H214ZM92 51V50H91ZM109 50H107V52H108ZM120 51V50H119ZM142 51V50H141ZM200 51H202V50H200ZM199 51V52H200ZM210 51V52H209ZM83 52H86L85 51V49H84V51ZM96 52V51H95ZM101 52V51H100ZM99 52V54H101ZM107 52H105L106 53V56L107 55H110V54H107ZM118 52V51H117ZM116 52V53H117ZM125 52L127 53V51L125 50ZM136 52V51H135ZM138 52V51H137ZM145 52H147V54H148V51H145ZM198 52V50H197V53H199ZM202 52H204V50L202 51ZM221 52H222V49H221ZM80 53H82V51H80ZM88 53V52H87ZM89 53H90V51H89ZM94 53V52H93ZM103 53V52H102ZM125 53V54H126ZM143 53V52H142ZM194 53V52H193ZM201 53V52H200ZM199 53V54H200ZM205 53V52H204ZM118 54V53H117ZM130 54V53H129ZM136 54V53H135ZM203 54V53H202ZM201 54V55H202ZM81 55V54H80ZM93 55V54H92ZM103 55V54H102ZM102 55H99L100 56V58H102L103 59V56ZM113 55V54H112ZM112 55L111 56H109V60H110V57H112ZM130 55H132V53L130 54ZM137 55V54H136ZM135 55V58L136 57H138V56H136ZM140 55V54H139ZM142 56H143V54H141ZM145 55V54H144ZM167 55V54H166ZM193 55V54H192ZM198 55V54H197ZM197 55H195L196 57H198ZM83 56V58H84V56L85 55H82ZM91 56V55H90ZM93 56H97V58H99L98 57V55H96L95 53H94V55ZM102 56V57H101ZM116 56V55H115ZM126 56V55H125ZM181 56V55H180ZM194 56V55H193ZM105 57V56H104ZM118 57H120L119 55H118ZM130 57H133V56H130ZM144 57V56H143ZM143 57H141V58H143ZM145 57H146V55H145ZM150 57V56H149ZM202 57H203V55H202ZM255 57V56H254ZM253 57V58H254ZM83 58H82V60H83ZM89 58V57H88ZM87 58V59H88ZM99 58V59H100ZM113 58H114V55H113ZM134 58V57H133ZM147 58V60H148V56L146 57ZM145 58V59H146ZM151 58V57H150ZM189 58L191 59V56H189ZM193 58V60H194V57H192ZM90 59V58H89ZM88 59V60H89ZM94 61L96 60H98V59H94V57L92 58ZM101 59V60H102ZM128 59H129V56H128ZM139 59V58H138ZM144 59V60H145ZM186 59V58H185ZM113 60V59H112ZM112 60H110V61H112ZM115 60H117V58L115 57ZM124 60V59H123ZM133 60V59H132ZM143 60V59H142ZM154 62H155V60L154 59H152ZM151 60V61H152ZM196 60H197V58H196ZM203 60V59H202ZM259 60V59H258ZM92 61V60H91ZM91 61H89L90 63H91ZM104 60H102V62H103ZM121 61H122V59H121ZM136 61H137V59H136ZM146 61V60H145ZM152 61V62H153ZM80 62H82V61H80ZM83 62H85V60H83ZM98 62H100V61H98ZM124 62H125V60H124ZM139 62V64H140V61H138ZM149 62V61H148ZM206 62V61H205ZM105 63V62H104ZM106 68L107 69H109L108 68V66L110 65H108V62L106 61ZM112 63V62H111ZM115 63V62H114ZM116 63H118L117 61H116ZM121 63V62H120ZM128 63V62H127ZM158 63V62H157ZM198 63V62H197ZM80 65H81V63H79ZM79 64H78V66H79ZM99 63H97V65H98ZM122 64V63H121ZM133 64V63H132ZM152 64V63H151ZM150 64V62H149V65H151ZM194 64H195V62H194ZM201 64V63H200ZM258 64H260V63H258ZM95 65H96V62H95ZM94 65V66H95ZM101 65H102V63H101ZM100 65V66H101ZM105 65V64H104ZM113 65V63L111 64V66ZM116 65V64H115ZM128 65V64H127ZM138 65V64H137ZM154 64H152L151 66H153ZM170 65V64H169ZM263 65H264V58H263ZM110 66V67H111ZM125 66V65H124ZM124 66H123V68H124ZM99 67V66H98ZM98 67L96 68V69H98ZM117 67H119V66H116V68ZM131 67V66H130ZM134 67H135V64H134ZM205 67V66H204ZM79 68H80V66H79ZM93 68V67H92ZM115 67H114V65L112 66V69H109L108 71H110V70H113ZM137 68V67H136ZM187 68H188V66H187ZM199 68H200V66H199ZM104 69H105V67H104ZM126 68H124V71H126L125 70ZM264 69V68H263ZM89 70H90V68H89ZM99 70V69H98ZM115 70V69H114ZM119 70V69H118ZM193 70V69H192ZM225 70V71H224ZM79 71V70H78ZM85 73H87V70L85 69ZM91 71H93V70H91ZM90 71V72H91ZM82 72V71H81ZM99 72L100 71H98V74H99ZM104 72H106L105 70H104ZM112 72H114L115 74H114V76L117 74V73H119L118 71H117V73L115 72V71H110L109 72V74L110 73H112ZM160 72V71H159ZM172 72V71H171ZM79 73V72H78ZM83 73V72H82ZM81 73V76L83 75ZM84 73V74H85ZM88 73H89V71H88ZM97 73V72H96ZM107 73V72H106ZM158 73V72H157ZM200 73V72H199ZM201 73H200V75H201ZM231 73V74H232ZM90 74H93V72L92 73H90ZM101 74V80H102V78H104V75H102V73H100ZM159 74V73H158ZM161 74V73H160ZM244 74V73H243ZM113 74H111L110 76H112ZM117 75H119V74H117ZM121 75V74H120ZM177 75V74H176ZM260 75V74H259ZM263 75V76H262ZM262 77L264 78V72L262 71ZM103 76V77H102ZM109 76V79L111 78ZM114 76H112V77H114ZM146 76V75H145ZM227 76V75H226ZM231 76V75H230ZM77 77H79L78 75H77ZM86 77H88V76H86ZM232 77H233V75H232ZM76 78V77H75ZM83 78H84V76H83ZM82 78V79H83ZM94 79L95 78V76L94 77H91L90 79ZM97 78V77H96ZM95 78V79H96ZM119 78V77H118ZM126 78V77H125ZM156 78V77H155ZM212 78H215V77H212ZM240 79H238V81L240 80L241 81V77H239ZM78 79H80V78H78ZM81 79V80H82ZM93 79H92V83H94L93 82ZM112 79V81L114 82V79L113 78H111ZM127 79V78H126ZM197 78L195 77L194 79H193V81H195ZM199 79H200V77H199ZM226 79H228L227 77H226ZM77 80V79H76ZM75 80V81H76ZM80 80V81H81ZM84 80V79H83ZM91 81V80H90ZM104 81H106V79H104V80H102V85L105 83ZM111 81V80H110ZM116 81V80H115ZM118 81V80H117ZM164 81V80H163ZM231 81H233L232 80V78H231ZM238 82V83H241L242 84V82ZM86 82V81H85ZM121 82V81H120ZM120 82L118 83V84H120ZM152 82V81H151ZM159 82V81H158ZM210 82V81H209ZM218 82V81H217ZM234 82V81H233ZM264 82V81H263ZM262 82V83H263ZM3 83H1V84H3ZM78 82H76V84H77ZM80 83H82V81L80 82ZM80 83H78V84H80ZM87 83H89V82H87ZM95 83H96V80H95ZM108 83V82H107ZM116 83V82H115ZM115 83H113V85H114V87H115ZM189 83H191V82H189ZM188 83V85H190ZM194 83V82H193ZM220 83V82H219ZM232 83V82H231ZM238 83H237V81H236V85H235V89H236V91H240V87L242 86L241 84H240V86L238 85ZM69 84V83H68ZM68 84H67V87H68ZM86 84V83H85ZM97 84V83H96ZM99 84V83H98ZM106 84V83H105ZM104 84V85H105ZM110 84H112V83H109L108 85L110 86V87H112ZM197 84V83H196ZM195 83H194V85L193 86H195L196 85ZM210 84V83H209ZM226 84V85H225ZM233 84V83H232ZM260 84H261V81H260ZM75 85V84H74ZM84 85V84H83ZM93 86H95L94 84H92ZM91 84H90V86H88V88L90 89V88H93V89H96V87H91L92 86ZM184 85V84H183ZM214 85H216V84H214ZM214 85L212 86V91H215L214 90ZM220 85V84H219ZM262 85V84H261ZM72 87H73V85H71ZM87 86V85H86ZM107 86V85H106ZM117 86V85H116ZM154 86V85H153ZM187 86V85H186ZM192 85L190 86V87H193ZM200 86V83H199V85H198V87ZM72 87H70L71 89H72ZM75 87L77 88V93L78 92H81L82 90H84V88H82V86H81V84L79 85V91H78V85H76V86H74L73 88L75 89ZM104 87V86H103ZM113 87V88H114ZM118 87H120V86H118ZM117 87V88H118ZM176 87V86H175ZM184 87V86H183ZM188 87V86H187ZM196 87V86H195ZM201 87V88H202ZM232 87H233V85H232ZM264 88V85L263 86H260L259 88ZM0 88H1V86H0ZM81 88H82V90H81ZM87 88V87H86ZM106 88V87H105ZM153 88V87H152ZM200 88V87H199ZM217 88V87H216ZM243 88V87H242ZM242 88H241V90H242ZM88 89V90H89ZM99 89V88H98ZM110 89V88H109ZM112 89V88H111ZM122 88H119V90H121ZM123 89H124V87H123ZM169 89H170V87H169ZM189 90V87L188 88H186V90ZM225 89V88H224ZM1 90H3V89H1ZM68 90H69V87H68ZM81 90V91H80ZM97 90V89H96ZM105 90V89H104ZM103 89H102V92L104 91ZM118 90V89H117ZM175 90V89H174ZM180 91L182 90L181 88L179 89ZM185 90V91H186ZM191 90H193V89H191ZM227 90V89H226ZM226 90H225V92H226ZM233 90V89H232ZM259 90V89H258ZM261 90V89H260ZM259 90V91H260ZM76 91L74 92V93H76ZM92 91H94V90H92ZM124 91H125V89H124ZM160 91V90H159ZM178 91V90H177ZM180 91H179V93H180ZM195 91V90H194ZM199 91V90H198ZM230 91V90H229ZM262 92L264 91V90H261ZM1 92V91H0ZM96 92H98V91H96ZM109 92V91H108ZM117 92V91H116ZM141 92V91H140ZM189 92V91H188ZM222 92V91H221ZM233 92V91H232ZM231 92V93H232ZM241 92V91H240ZM240 92L238 93V94H240ZM243 92V91H242ZM262 92H261V94H262ZM72 93V92H71ZM85 93H87V91L85 92ZM91 93V91H89V94ZM93 93V92H92ZM91 93V94H92ZM105 93V92H104ZM118 93V92H117ZM116 93V94H117ZM134 93V92H133ZM177 93V92H176ZM200 93H201V91H200ZM218 93V92H217ZM236 93V92H235ZM260 93V92H259ZM79 94V93H78ZM78 94H77V96H78ZM90 94V95H91ZM119 94V93H118ZM175 94V93H174ZM181 94H182V92H181ZM183 94H184V92H183ZM182 94V95H183ZM189 93H187V95H188ZM198 94V93H197ZM202 94V93H201ZM221 94V93H220ZM219 94V95H220ZM225 94V93H224ZM233 94H234V92H233ZM237 94V95H238ZM74 95L75 94H73L72 93V96L74 97ZM84 95V94H83ZM87 95V94H86ZM93 95L95 96V93H93ZM105 95V94H104ZM112 95H114V93L112 94ZM111 94H110V96L111 97H113ZM182 95H181V97H182ZM76 95H75V99H77L78 100V98H76L77 97ZM81 96H82V94H81ZM118 97H116V96H114L115 98H117V100H118V98H120L119 97V95H117ZM144 96V95H143ZM142 96V97H143ZM184 96V95H183ZM191 96H195V95H191ZM222 96V95H221ZM245 96V95H244ZM243 96V97H244ZM69 97V96H68ZM67 97V98H68ZM79 97V96H78ZM84 98H85V95L83 96ZM83 97H82V101H83ZM88 97H89V95H88ZM92 97V96H91ZM113 97V98H114ZM149 97V96H148ZM159 97V96H158ZM178 97H180V96H178ZM177 97V98H178ZM185 97V96H184ZM190 97V96H189ZM220 97V96H219ZM218 97V98H219ZM223 97V96H222ZM232 96H230V98H231ZM241 97H242V95H241ZM242 97V98H243ZM261 97H262V95H261ZM260 97V98H261ZM263 97H264V95H263ZM72 98V97H71ZM93 98V100H94V97H92ZM176 98V97H175ZM175 98H174V100H175ZM187 98H188V96H187ZM196 97H194V99H195ZM199 98V97H198ZM217 98V97H216ZM227 98V95H226V97L224 98V99H226ZM245 98V97H244ZM74 99V100H75ZM86 99V98H85ZM173 99V98H172ZM184 99V98H183ZM223 99V98H222ZM69 100H70V98H69ZM80 100V99H79ZM81 100H80V102H81ZM133 100V99H132ZM157 100V99H156ZM177 100V99H176ZM189 100H190V98H189ZM188 100V101H189ZM219 100V99H218ZM84 101H86V100H84ZM88 101V100H87ZM115 101V100H114ZM191 101V100H190ZM198 101H199V99H198ZM208 101V100H207ZM232 101H234V100H232ZM259 101V100H258ZM261 103L258 105H255L254 104V102H252L251 103V106H252V104H253V106L252 107H250V109L249 108H246L245 107V109H243V112L241 113V119L242 118H245V120H247V121H244L245 122V126L244 127H242V123H241V126L239 127V129L237 128V130L236 131H234V127L232 126V125H228L227 124V120H229V121H231V118L233 117L232 115H231V112H232V110H233V108H232V103H228V101L226 102V104H224L222 107H221V109H220V112H221V114H222V117H221V119L226 123V125H228L227 127H228V136L226 135H224L223 134V140H225V141H223L221 144H220V140H218V139H221V138H216L218 141L217 142H219V144L221 145H219V144H217L216 146H214V148H212V150H213V155H214V157L215 156H217L218 155V157H220L219 159H223V161H225V162H227L226 161V158H227V155L231 152V151H233V150H237L239 147L238 146H241L240 147V149H238V155H239V157H238V159H241L242 161L244 160V167H243V169L244 170H246V173H245V175L248 173V183L246 184V187L247 188H249L250 187V185H253V184H251V182L253 181V177L255 176V179H259V177H257L258 175H263L264 174V98H262L261 100ZM75 102V101H74ZM78 102V103H77ZM75 104H76V106L78 107V104L80 103L79 101H77ZM92 102V101H91ZM180 102H182V99H181V101ZM193 102V101H192ZM205 102V101H204ZM220 102H222V101H220ZM230 102V101H229ZM249 102V101H248ZM1 103V102H0ZM82 103V102H81ZM84 103V102H83ZM82 103V104H83ZM88 103V102H87ZM86 103V104H87ZM143 103V102H142ZM186 103V102H185ZM207 103V102H206ZM210 103V102H209ZM215 103V102H214ZM255 103H257V102H255ZM2 104V105H3ZM89 105H91L90 103H88ZM114 104H116L115 102H114ZM152 104V103H151ZM248 104H250V102L248 103ZM1 105V106H2ZM92 105H94V104H92ZM175 105V104H174ZM190 105V104H189ZM207 105V104H206ZM222 105V104H221ZM235 105V104H234ZM239 105V104H238ZM255 105V106H254ZM115 106V105H114ZM147 106V105H146ZM178 106L179 105H177V107L175 106H172V108H174L175 109V111H177V115H175L176 116V118H177V116H178V113L180 112V107H179V112H178V110H176V108H178ZM188 106V105H187ZM186 106V107H187ZM201 106V105H200ZM215 106H217V105H215ZM74 107V105H72V108ZM80 107V106H79ZM88 107V110H89V106H87ZM87 107H85V104H84V106H83V110H84V108L86 109ZM93 107V106H92ZM113 107V106H112ZM131 107V106H130ZM152 107V106H151ZM189 107H193V109L195 108H197V104H196V107L195 106H192V105H190V106H188V108ZM116 107H114V109H115ZM147 108V107H146ZM171 108V107H170ZM235 108V107H234ZM239 108V107H238ZM241 108V107H240ZM74 109H76V108H74ZM81 109V108H80ZM79 109V110H80ZM173 109V110H174ZM184 109V108H183ZM182 109V110H183ZM191 109V108H190ZM205 109V108H204ZM203 109V110H204ZM214 109V108H213ZM21 110V111H20ZM111 110H113V109H111ZM143 110V109H142ZM166 110V109H165ZM187 110H189V109H186V112H188ZM197 110V109H196ZM196 110H195V114H196ZM173 112L174 114H176V112ZM191 111H193V110H191ZM202 111V110H201ZM207 111H208V109H207ZM217 111V110H216ZM81 112V111H80ZM79 112V113H80ZM83 112V111H82ZM81 112V113H82ZM85 112H86V110H85ZM127 112H129V111H127ZM146 112V111H145ZM184 112V111H183ZM190 112V111H189ZM203 112V111H202ZM218 112V111H217ZM216 112V113H217ZM220 112H218L219 113V115H221L220 114ZM5 113V114H6ZM70 113H72V111L70 110ZM111 113H113V112H111ZM116 113V112H115ZM170 113H171V109H170ZM192 113V112H191ZM239 113V112H238ZM1 114V113H0ZM83 114V113H82ZM168 114V113H167ZM184 114L185 115H187L185 112H184ZM184 114H182L181 116H182V120H185V123H186V118H188L187 116L189 115H187V116H185ZM194 114V113H193ZM199 114H201V112L199 113ZM198 113H197V115H199ZM203 114H205L206 116H207V113H206V111H205V113H203ZM21 115V114H20ZM73 115V114H72ZM71 114H70V116H72ZM80 115V114H79ZM83 115H86V114H83ZM88 115V114H87ZM105 115V114H104ZM195 116V117H199L200 118V116L201 115H199V116ZM218 115V116H219ZM90 116V115H89ZM112 116H114V115H112ZM171 116V115H170ZM203 116V115H202ZM201 116V118H203ZM235 116H237L236 114H235ZM10 117V118H9ZM21 117V124H23V122L25 121V120H27V118L24 120L23 119V117H22V115L20 116ZM78 116H76V118H77ZM82 117V116H81ZM88 117V116H87ZM137 117V116H136ZM149 117V116H148ZM163 117H165V115L163 116ZM168 117V119H170L169 118V115L167 116ZM166 117V118H167ZM0 118H2V116H0ZM4 118V117H3ZM9 118V119H8ZM18 118V117H17ZM80 118V117H79ZM101 118V117H100ZM111 118V117H110ZM109 118V119H110ZM114 118H115V116H114ZM157 118V117H156ZM172 118V120H171V123H172V121H174V117H171ZM193 118V117H192ZM205 118H207V117H205ZM210 118H212V117H210ZM209 118V120H211ZM240 118V117H239ZM5 119V118H4ZM14 119V118H13ZM72 119V118H71ZM70 119V120H71ZM82 119H83V117H82ZM116 119V118H115ZM178 119V118H177ZM176 119V121H174V122H178V120ZM189 119V118H188ZM208 119V118H207ZM235 119V118H234ZM236 119H238V118H236ZM92 120V119H91ZM108 120V119H107ZM160 120H162V118H160ZM194 119H192V121H193ZM215 120V119H214ZM1 121H2V119H1ZM6 121V120H5ZM76 121H77V119H76ZM113 121H114V119H113ZM117 121V120H116ZM142 121V120H141ZM157 121V120H156ZM167 121V119L165 120V122ZM188 121V120H187ZM190 121H191V118H190ZM189 121V122H190ZM192 121L190 122V123H192ZM213 121V120H212ZM228 121V122H229ZM3 122V121H2ZM19 122V123H20ZM92 122V121H91ZM111 122H112V120H111ZM170 122V121H169ZM181 122V121H180ZM193 122H195V120L193 121ZM206 122V121H205ZM241 122H242V120H241ZM4 123V122H3ZM6 124H4L3 126L4 127H2V126H0V127H2V128H4L5 129V126H7V121L5 122ZM9 123V124H10ZM77 124V127L80 125H78V121L76 122ZM107 123V122H106ZM156 123V122H155ZM161 123V122H160ZM164 123V122H163ZM162 123V124H163ZM196 123V122H195ZM197 123H199L198 121H197ZM207 123V122H206ZM218 123H220V125L222 126V122H218ZM1 124V123H0ZM25 124V123H24ZM108 124V123H107ZM122 124H124V122L122 123ZM166 124V123H165ZM164 124V125H165ZM189 124V123H188ZM214 124V123H213ZM216 124V123H215ZM19 125V124H18ZM111 125V124H110ZM169 125H171L170 123H169ZM168 124H167V126H169ZM175 125V124H174ZM180 125H182V123H180ZM192 125V124H191ZM204 125V124H203ZM208 125L210 126L211 124H209V122H208ZM207 125V126H208ZM224 125V124H223ZM239 125V124H238ZM11 126H13V124L11 125ZM23 125H19L18 127H19V129L22 127ZM25 126V125H24ZM67 126V127H66ZM112 126H114V123H113V125ZM117 126V125H116ZM122 125H120V127H121ZM134 126V125H133ZM153 126V125H152ZM155 126V125H154ZM157 126V125H156ZM177 125H175V127H176ZM197 126H199V125H197ZM220 126V127H221ZM26 127H28L27 125H26ZM104 127V126H103ZM102 127V128H103ZM107 127V126H106ZM110 128L109 129H112L111 128V126H109ZM125 127V126H124ZM146 127V126H145ZM213 127V126H212ZM211 127V128H212ZM223 127V126H222ZM226 127V126H225ZM23 128V130L25 131V128L24 127H22ZM21 128V129H22ZM84 128V127H83ZM92 128V127H91ZM118 128V127H117ZM131 128V127H130ZM136 128V127H135ZM146 128H148V127H146ZM154 128V127H153ZM166 128H168V129H166L165 131L167 132L168 130H169V127H166ZM170 128H171V126H170ZM202 128V127H201ZM224 128V127H223ZM230 128V129H229ZM7 129H10V130H8L9 132H11L12 130H11V127H7ZM15 129V128H14ZM27 129V128H26ZM29 129H31V128H29ZM73 129V128H72ZM104 129L106 130L107 128H105L104 127ZM103 129V130H104ZM108 129V130H109ZM119 129V128H118ZM117 129V130H118ZM121 129L122 130H124L125 128H122L121 127ZM145 129V128H144ZM143 128H142V130H144ZM165 129V128H164ZM163 129V127H161V129L160 130H164ZM177 129V128H176ZM175 129V130H176ZM182 129V128H181ZM187 129V131L189 132V127H187L186 128ZM197 129V128H196ZM218 129V128H217ZM78 130V129H77ZM80 130V129H79ZM79 130H78V132H79ZM85 130V129H84ZM115 130H116V128H115ZM141 130V129H140ZM179 130V129H178ZM177 130V131H178ZM208 130V129H207ZM207 130H205L206 131V133H207ZM220 130V129H219ZM222 130V129H221ZM4 131V130H3ZM18 131V130H17ZM17 131L15 132L14 131V133H17ZM21 131V130H20ZM28 130H26V132H27ZM33 131V130H32ZM68 131V130H67ZM75 131V130H74ZM110 131V130H109ZM133 131V130H132ZM132 131H128V132H130V133H132ZM148 131V130H147ZM197 131V130H196ZM209 131V130H208ZM0 132H2V131H0ZM13 132V131H12ZM25 132V133H26ZM112 132H114V130H112ZM111 132V133H112ZM139 132V131H138ZM142 132H144V131H142ZM151 132V131H150ZM157 132V131H156ZM171 132V131H170ZM184 131L182 130V133H183ZM200 132H201V130H200ZM199 131H198V133H200ZM203 132V131H202ZM201 132V133H202ZM210 132H211V129H210ZM221 132V131H220ZM223 132V131H222ZM7 131H5V136L7 135ZM25 133L23 132V134H24V136H25ZM31 134H34L33 132H30ZM73 133L74 132H72V135L71 136H73ZM85 133V132H84ZM87 133V132H86ZM85 133V134H86ZM93 133V132H92ZM107 133H109L108 131H106V134ZM120 133V132H119ZM125 133V132H124ZM134 133V132H133ZM136 133V132H135ZM134 133V135L136 136V135H138V133L137 134H135ZM176 133V132H175ZM192 132H190V134H191ZM200 133V134H201ZM209 133V132H208ZM225 133V132H224ZM10 133H8V135H9ZM20 134V133H19ZM22 133H21V139L26 143V140H27V138L25 137V140H24V138H22V135H23ZM30 134V135H31ZM55 136H54V135ZM79 134V133H78ZM84 134V135H85ZM91 134V133H90ZM105 134V133H104ZM106 134H105V136H106ZM113 134V133H112ZM126 134V136H128V134L127 133H125ZM141 134V133H140ZM154 134L156 135V133L154 132ZM167 134V133H166ZM185 134V133H184ZM200 134H198L199 136L198 137H200ZM211 134H212V132H211ZM11 135V134H10ZM18 135V134H17ZM69 135V134H68ZM74 135H75V133H74ZM92 135V134H91ZM96 135V134H95ZM111 135V134H110ZM134 135H133V137H134ZM145 135V134H144ZM144 135H142V136H144ZM150 135V134H149ZM147 135V136H145V137H147L148 139V143L149 142H151V140H149L150 139V136H151V139H152V135ZM175 135V134H174ZM178 135H180V133L178 134ZM196 136H197V134H195ZM202 135V134H201ZM207 135H209L208 136V138L210 137V133L209 134H206V137H207ZM214 135V134H213ZM212 135V136H213ZM219 135H221V134H219ZM4 136V135H3ZM16 136V135H15ZM19 135H18V137L16 136V138H19L20 137ZM28 136V138H29V135H27ZM33 136H35V135H33ZM33 136H32V138H33ZM71 136L69 137L70 139H71ZM76 137H77V135H75ZM79 136H83V135H79ZM99 136V135H98ZM100 136H102V135H100ZM129 136H130V134H129ZM132 136V135H131ZM191 136H192V134H191ZM203 136V135H202ZM9 137V136H8ZM76 137H74L76 140H77V138ZM87 137H89V138H87ZM87 137H79V139L77 140L78 142V144H80V145H83L82 147L83 148H81V149H84L85 147H87V148H90V147H92V145H94L93 144V140H96L97 139V135H96V138L95 139H92L91 138V136L89 135V136H87ZM115 137V136H114ZM113 137V138H114ZM119 137H121V135L120 136H118V138H116V139H118L119 140ZM132 137V138H133ZM154 137V136H153ZM157 137H159L158 135H157ZM165 137V136H164ZM170 137V136H169ZM168 137V138H169ZM176 137V136H175ZM181 137V136H180ZM183 137V136H182ZM184 137H185V135H184ZM205 137V138H206ZM12 138V137H11ZM58 138V137H57ZM73 138V139H74ZM112 138V139H113ZM126 138V137H125ZM128 138V137H127ZM139 138H143V137H140V135H139ZM196 138V137H195ZM200 138H202V137H200ZM200 138H198V139H200ZM214 138H215V136H214ZM15 139V138H14ZM20 139V138H19ZM74 139V140H75ZM100 139H101V137H100ZM115 139V138H114ZM113 139V140H114ZM122 139V138H121ZM137 139H138V137H137ZM157 139V140H156ZM155 140L156 141H159V139L158 138H156ZM172 139V138H171ZM191 139H193L192 137H191ZM197 139V140H198ZM233 139V140H232ZM234 139L236 140L235 142H237V144H234L235 142H234ZM8 140H10V138H8ZM30 140V139H29ZM28 140V141H29ZM102 140H104V138L103 139H101V141ZM112 140V141H113ZM118 140H115V141H118ZM132 140V139H131ZM141 141H143V139H140ZM179 141H180V139H178ZM178 140H177V142H178ZM187 140V139H186ZM201 140V139H200ZM207 140V139H206ZM214 140V142H215V139H213ZM13 141V140H12ZM17 141V144H19L18 142H20L18 139L16 140ZM15 141V142H16ZM58 141V142H57ZM61 141V140H60ZM73 141V140H72ZM97 141V140H96ZM100 141V142H101ZM121 141V140H120ZM120 141H118V143L117 144H119V142ZM124 141V140H123ZM140 141V143L142 144V142ZM205 141V140H204ZM0 142H1V140H0ZM74 142V141H73ZM99 142V141H98ZM108 142V141H107ZM114 142V141H113ZM129 142V141H128ZM144 142H146V140L144 141ZM143 142V143H144ZM146 142V145H148V143ZM163 142H165L164 140L162 141V143ZM168 142V141H167ZM170 142V141H169ZM168 142V143H169ZM182 141H180V143H181ZM188 142V141H187ZM191 142V141H190ZM197 141H195V143H196ZM202 142V141H201ZM210 142V141H209ZM251 142V143H250ZM75 143V142H74ZM97 143V142H96ZM105 142L103 141L101 144H104ZM110 143V142H109ZM114 143H116V142H114ZM124 143H126V142H124ZM133 143V142H132ZM131 143V144H132ZM138 143V142H137ZM203 143L204 142H202V145H203ZM238 143L239 144H241V145H238ZM5 144H6V146H5V148H7V147H9V146H15V144H14V142H13V144L11 145H9L8 143H6V140H5ZM9 146H8V145ZM55 144V145H54ZM100 144V145H101ZM107 144V143H106ZM111 144H112V142L110 143V146L107 144V146L108 147H110L111 148ZM117 144H114L115 145V147L117 146V148L119 147ZM129 144V143H128ZM141 144H139V145H141ZM158 144V143H157ZM170 144V143H169ZM188 144V143H187ZM194 144V143H193ZM206 144H208V142L206 143ZM216 144V143H215ZM1 145V144H0ZM24 145H27L28 146V144H24ZM124 145V144H120V147L121 148H119V150H118V152L122 149L123 150V148H126V147H128V145L127 146H122ZM126 145V144H125ZM130 145V144H129ZM150 145V144H149ZM153 146H154V144H152ZM151 145V146H152ZM183 145V144H182ZM76 146V145H75ZM131 146H133V144L131 145ZM142 146H144V144L142 145ZM158 146V145H157ZM166 146H167V144L165 145V149H166ZM188 146H189V144H188ZM196 147H197V143H196V145H195ZM208 146V145H207ZM213 146V145H212ZM211 146V147H212ZM219 146H220V150H219ZM1 148H2V154L1 155H3L4 156V154H5V152H4V148H3V145H1L0 146ZM18 147V146H17ZM20 147V146H19ZM25 147V146H24ZM29 147V148H30ZM71 147H72V145H71ZM94 148H95V146H93ZM96 147H97V145H96ZM98 147H99V145H98ZM98 147H97V149L96 150H100L101 148L103 149V147L104 146H102L100 149H98ZM114 147V146H113ZM149 147V146H148ZM147 147V148H148ZM10 148V147H9ZM16 148V147H15ZM76 148H78L79 149V147H76ZM129 148V151H131L132 150V147H131V150H130V146L128 147ZM128 148H126V150H128ZM133 148H134V146H133ZM138 148V147H137ZM154 148V147H153ZM159 148V147H158ZM170 148V147H169ZM168 148V149H169ZM183 148V147H182ZM209 148V147H208ZM249 148H251V154H248L249 152ZM21 150L20 148H16V150ZM22 149H23V147H22ZM24 149H27L26 147L24 148ZM63 149V148H62ZM73 149V148H72ZM86 149V148H85ZM91 149V148H90ZM89 149V150H90ZM146 149V148H145ZM160 149V148H159ZM177 148H170L169 150H172L173 152H175L176 153V151H174V150H176ZM184 149V148H183ZM197 150L199 149H202V148H200V147H198V148H196ZM5 150H8L9 151V149L7 148V149H5ZM16 150H15V152H16ZM29 149H28V151H26V156H24V158L21 156H19L20 158H18V162H22L23 161V163H26L25 165H26V167L28 166L29 167V165H27V156H28V154H27V152H29L30 151ZM103 150H106L105 148L103 149ZM114 149H112L111 151H113ZM147 150V149H146ZM145 150V151H146ZM149 151H150V147H149V149H148ZM152 150V149H151ZM155 150V149H154ZM185 150V149H184ZM183 150V151H184ZM203 150V149H202ZM210 150H211V148H210ZM1 151V150H0ZM86 151V150H85ZM101 151V150H100ZM110 151V152H111ZM116 151H117V149H116ZM115 151V152H116ZM177 151H178V149H177ZM188 151H190V150H188ZM229 151V152H228ZM4 152V153H3ZM18 152H20V151H17V153ZM25 152V151H24ZM32 152V151H31ZM31 152H30V154H31ZM108 152V151H107ZM109 152V153H110ZM114 152V153H115ZM123 152H124V150H123ZM153 152V151H152ZM156 152V151H155ZM191 152V151H190ZM189 152V153H190ZM206 152V151H205ZM219 152V153H218ZM13 154H9L8 155V157H9V159H11L10 161H12V157H13V155H15L14 154V152H12ZM94 153V150H92V154ZM102 153V152H101ZM104 153V152H103ZM102 153V154H103ZM108 153V154H109ZM117 153V152H116ZM174 153V154H175ZM192 153V152H191ZM196 153H198V152H196ZM218 153V154H217ZM236 153V152H235ZM20 154V153H19ZM22 154H24V153H22L21 152V154L20 155H22ZM89 154H90V152H89ZM97 154H100V153H98L97 152ZM104 154H106V153H104ZM120 154V153H119ZM126 154V153H125ZM131 154H133V155H135V153H131ZM130 154V155H131ZM148 154V153H147ZM146 154V155H147ZM150 154V153H149ZM157 154H158V152H157ZM159 154H161V153H159ZM171 155H172V153H170ZM176 154H178V153H176ZM181 154H183V153H181ZM180 154V152H179V154H178V156L179 155H181ZM199 154H200V152H199ZM110 155V154H109ZM127 155H129L128 153H127ZM132 155V156H133ZM138 155V154H137ZM142 155V154H141ZM154 156H155V153L153 154ZM162 155V154H161ZM236 155V154H235ZM16 156V155H15ZM29 156H31V155H29ZM57 156V158H55V160H54V157H56ZM76 156V155H75ZM108 156V155H107ZM106 155H105V157H107ZM121 156H124V155H121ZM126 156V155H125ZM132 156H130L131 158L130 159H132L133 157ZM140 156V155H139ZM185 156V155H184ZM187 156V155H186ZM205 156H206V154H205ZM208 156V155H207ZM229 156V155H228ZM230 156H231V154H230ZM249 156H252L251 158V160H249L248 159V157ZM25 157H26V162H24L25 160ZM111 157V156H110ZM116 157H118V156H116ZM149 157V159L151 158L152 160H153V157H151V156H148ZM158 157V156H157ZM164 158H165V156H163ZM162 157V158H163ZM174 157H175V155H174ZM181 157V159L183 160V159H185L186 157H182V156H180ZM180 157H179V159H180ZM5 159H6V157H4ZM73 158V157H72ZM90 158H93L92 156L90 157ZM147 158V157H146ZM176 158V157H175ZM175 158H174V160H175ZM201 158V157H200ZM207 158V157H206ZM13 159H16L17 160V157H15V158H13ZM19 159H20V161H19ZM29 159V158H28ZM31 159V158H30ZM36 159V160H35ZM112 159V158H111ZM118 159H119V157H118ZM178 158H177V162H178V160H179ZM180 159V160H181ZM216 159V158H215ZM218 159V160H219ZM228 159V158H227ZM230 159V158H229ZM238 159H236L237 160V162H238ZM258 161H257V160ZM7 160V159H6ZM32 160V159H31ZM71 160V159H70ZM82 160V159H81ZM100 160V159H99ZM101 160H103V159H101ZM106 160V159H105ZM109 160V159H108ZM113 160V159H112ZM115 160H117L116 158H115ZM133 161L132 162H136V158L134 157L133 159H132ZM141 160V159H140ZM142 160H144V162H146L145 161V158L144 159H142ZM160 160H162V159H160ZM217 160V159H216ZM231 161H232V159H230ZM229 160V161H230ZM255 160V161H254ZM4 161V160H3ZM96 161L98 162V159L96 158ZM114 161V160H113ZM126 161H128V160H126ZM256 161L258 162L257 164H256V166H255V163H256ZM100 162H103V161H100ZM109 162H111V161H109ZM118 162V161H117ZM131 162V163H132ZM140 162V161H139ZM138 162V163H139ZM156 161H154V163H155ZM165 162L166 161H164L163 163L164 164H162L161 162V164L164 166H166L167 164H165ZM176 162V163H177ZM180 162H183V161H180ZM179 162V163H180ZM184 162H185V160H184ZM197 162V161H196ZM195 162V163H196ZM211 161H208V163H210ZM215 162V161H214ZM233 162V161H232ZM232 162H229L228 164V169H230L229 167H230V165L232 164ZM236 162V161H235ZM248 162V163H247ZM14 163H16L17 164V162L15 161ZM22 163V164H23ZM91 163H92V161H91ZM141 163V162H140ZM149 163V162H148ZM153 163V162H152ZM154 163H153V166H154ZM167 163V162H166ZM186 163V162H185ZM189 163V162H188ZM200 163H203L202 161L200 162ZM217 163H218V161H217ZM222 163V162H221ZM231 163V164H230ZM234 163V162H233ZM240 163V162H239ZM2 164V163H1ZM5 164H7V162L5 163ZM19 164V163H18ZM21 164V163H20ZM64 164V163H63ZM95 164V163H94ZM94 164H93V166H94ZM124 164V163H123ZM123 164H122V168L123 167H125V166H123ZM127 164V163H126ZM158 163H156L155 165H157ZM190 164H192V163H190ZM25 165H23V166H25ZM90 165V167L92 166L91 164H89ZM101 164H98L97 163V165L96 166H99V167H101L100 166ZM103 165V164H102ZM118 165V164H117ZM150 165V164H149ZM152 165V164H151ZM168 165H171V164H168ZM178 165V164H177ZM202 165V164H201ZM204 165H205V163H204ZM207 165V164H206ZM212 164H210V166L209 165H207V168H209L210 169V167L212 168V166L214 167L215 166V168L216 169H218L217 167H216V165L215 164H213L212 166H211ZM235 165V167L237 166L236 164H234ZM242 165V164H241ZM3 166H4V164H3ZM11 166V165H10ZM62 166V165H61ZM96 166H94V167H96ZM114 166V165H113ZM161 166V165H160ZM190 166H192V165H190ZM189 166V169L191 168ZM239 166V165H238ZM238 166H237V168L235 169L237 172H238ZM12 167V166H11ZM11 167H10V169H11ZM33 167V166H32ZM31 167V168H32ZM88 168H89V166H87ZM93 167V168H94ZM105 167H107V166H105ZM134 167H137V166H134ZM140 167H142V166H140ZM162 167V166H161ZM167 167V166H166ZM204 167V166H203ZM232 167H234V166H232ZM231 167V168H232ZM234 167V168H235ZM5 168H6V166H5ZM21 168H22V165H21ZM24 168V167H23ZM34 168V167H33ZM68 168V167H67ZM87 168V169H88ZM101 168H103V167H101ZM121 168V171L122 172H124L123 170H125L124 168L122 169ZM146 168V167H145ZM144 168V169H145ZM154 168V167H153ZM155 168H156V166H155ZM154 168V169H155ZM183 168V169H182ZM182 168H180V169H182L183 171H184V167H182ZM186 168H188V166H186ZM198 168V166L196 165V168L194 167L193 169H197ZM2 169V168H1ZM14 169V168H13ZM26 169V168H25ZM28 169V168H27ZM26 169V170H27ZM35 169H37V168H35ZM83 169H84V166H83ZM86 169V168H85ZM86 169V170H87ZM98 170H99V168H97ZM119 170H118V173H119V171H120V168H118ZM142 170V172H143V168H141ZM163 168H160V170H162ZM164 169H165V167H164ZM163 169V170H164ZM168 169V168H167ZM167 169H165L167 172L169 171V170H167ZM199 169V168H198ZM201 169V168H200ZM206 169V168H205ZM209 169H206V170H208V171H206V172H208V173H206V176H208L209 175V178H210V180L212 179L213 180V183L215 184V182H217L218 183V180H219V178H220V175H222V173L221 174H218L219 173V171H218V175H219V177L215 174V172L214 173H212L211 175H210V172H209ZM214 169V168H213ZM215 169V170H216ZM223 169L224 170H222V172L224 171L225 172V166L223 167ZM227 169V171L229 172L230 170H228ZM233 169V168H232ZM3 170V169H2ZM26 170H24L25 172H26ZM70 170V169H69ZM78 170V169H77ZM92 171H93V169H91ZM95 170V169H94ZM106 170V169H105ZM132 170V169H131ZM173 170V169H172ZM179 170V169H178ZM185 170H187V169H185ZM211 170V169H210ZM234 170V169H233ZM241 170V169H240ZM243 170V171H244ZM8 171V170H7ZM11 171V170H10ZM79 171H81V170H79ZM83 171V170H82ZM91 171V172H92ZM104 171V170H103ZM110 171H111V169H110ZM126 171V170H125ZM140 171V172H141ZM144 171H146V172H149L150 173V171L148 170H144ZM152 171H153V169H152ZM170 171H171V169H170ZM181 171V170H180ZM198 171V170H197ZM205 171H204V173H205ZM226 171V172H227ZM3 172V171H2ZM12 172V171H11ZM13 172H14V170H13ZM23 172V171H22ZM88 172H90V170L88 169L87 170V173ZM95 172H97V170H95ZM94 172V173H95ZM132 172H133V170H132ZM138 170H137V174H138ZM140 172H139V174H140ZM160 172V171H159ZM159 172L157 173V172H155L152 176H151V178H150V180H149V182L148 183H150V185H148L147 184V186H149L150 188V191L151 192H153L154 193V191H156V190H159L158 189V186H160V184H161V181H162V179H161V176L159 175ZM179 172V171H178ZM177 172V170L173 173V174H175V173H178ZM201 172V171H200ZM200 172H198L199 174H196L195 173V170H194V173H195V177L196 178H198V175H199V177H202V178H204L203 177V174H202V176L200 175ZM213 172V171H212ZM223 172V173H224ZM228 172L227 173H224V174H228ZM245 172V171H244ZM6 173L7 172H5V175L3 174V176H7L6 175ZM10 172H8V174H9ZM15 173H17V171H15ZM29 173H31V172H29ZM33 174L35 173V172H32ZM37 173V172H36ZM82 173V172H81ZM80 173V174H81ZM87 173H85V175L87 174ZM103 173V172H102ZM114 173V172H113ZM161 173H162V171H161ZM165 173V172H164ZM187 172L185 171V174H186ZM192 173H193V171H192ZM235 173V172H234ZM234 173H233V171L232 172H230V174L229 175H226V176H223L222 175V178H225V177H228V176H231V179H233V181L235 180V178H238L236 175H235V178H234ZM241 173V172H240ZM11 174V173H10ZM10 174H9V176H10ZM20 174V173H19ZM19 174H17V175H19ZM97 174V173H96ZM99 174V173H98ZM105 174V176H106V174H108V173H104ZM111 174H112V171H111ZM116 174H117V172H116ZM138 174V175H139ZM146 174H148V173H146ZM145 174V175H146ZM167 175H169L168 173H166ZM170 174H172V173H170ZM208 174V175H207ZM243 174V173H242ZM2 175V174H1ZM12 175V174H11ZM89 175V174H88ZM101 175V174H100ZM128 175V174H127ZM150 175H151V173H150ZM177 175V174H176ZM175 175V176H176ZM179 175V174H178ZM184 176V173L183 174H181L180 176ZM241 175V174H240ZM244 175V174H243ZM244 175V176H245ZM78 176H79V174H78ZM96 176V175H95ZM112 176V175H111ZM147 176H149V175H147ZM147 176H145V178L147 177ZM179 176V177H180ZM182 176V181H186V185H187V181L190 183L191 181L193 182L194 181V179L193 178H188V180H187V177L186 176H184L183 177ZM193 176H194V174H193ZM211 176V177H210ZM233 176V177H232ZM242 176V175H241ZM241 176L239 177L240 179H241ZM1 177V176H0ZM85 177V176H84ZM92 177V174L90 175V178ZM104 177V175L101 177V178H103ZM112 177H114V176H112ZM126 177V176H125ZM168 177V176H167ZM178 177V176H177ZM186 177V179L184 180V178ZM192 177V176H191ZM213 177V178H212ZM247 177V176H246ZM264 176H262V178H261V181H260V179H259V183H255V181H257V180H255L254 181V185L255 184H260V185H264L263 183H264V181L262 180V179H264L263 178ZM6 178H8V177H6ZM77 178V177H76ZM120 178V177H119ZM137 178V177H136ZM181 178V177H180ZM202 178H198L199 180H201ZM221 178V179H222ZM238 178V181L237 182H235V183H238V182H241L240 181V179ZM2 179V178H1ZM0 179V181H3V180H1ZM80 179V178H79ZM114 179V178H113ZM141 179V178H140ZM144 179V178H143ZM147 179V178H146ZM146 179H145V181H146ZM173 179H176L175 181H179V179L178 178H176V177H174ZM226 179V178H225ZM230 179V181H229V178L226 180V182L224 181V179L222 180L224 183H225V185H226V188H225V186H224V188H220V189H218V191H217V188L215 189L214 188V190L215 191H217V192H213L211 189H212V187H214V184L213 185H211V184H209L208 186H211L210 188L211 189H208V190H211L209 193L211 194L212 192H213V194H216L215 195V198H216V200H215V202H217V208H219L218 209V212L222 209V211H223V208H220V206H222V204L223 205H225L226 206V204H227V209L229 210V212H231L230 214H233L234 215V217H235V219H234V224H233V218H232V220L230 221L231 223V225H227V223L225 222V221H227V218L229 217V216H227V215H229V214H227L226 215V217L225 218H223L225 221H224V223H226V227L228 228L229 226H232V225H234L236 228V230H237V232L235 233V234H237V235H235L233 232H232V235H233V237H234V235L235 236H237L238 238L237 239H239V243L241 242L240 240H241V237L248 231V227H249V229H250V227L252 226V222H254V221H252L251 222V217H249L250 219H249V221H248V217L246 218L247 220H245V221H247V222H251V226H248V225H250L249 223L248 224H246V222H245V224L247 225V227H246V225H244L243 223H242V221H241V217H242V213H243V211H245L246 209L245 208H243L242 207V211H241V207H240V205H241V202L239 201V199L240 198H243V197H240V196H242L243 194H244V189H245V187L242 189L243 190V192L242 191H240V192H242L243 194H241V195H239V198L235 195V193L236 192H238L235 188H237V187H239V185L237 186L234 182H232L231 183V186H233V188L235 187V186H237V187H235L234 189L236 190V192L235 193H233L235 196H233V194H232V192H230L229 190H231L232 188H230V185L228 186L230 189H228L227 190V182L228 183H230L232 180ZM243 179H246V178H244L243 177ZM69 180V179H68ZM91 180H93V179H91ZM99 180H100V177H99ZM104 180H105V178H104ZM110 180V179H109ZM109 180L107 179V182H105V183H107V185L105 186V184L100 180V182H102L103 183V185L105 186H103V188H108V190L110 189L109 188ZM112 180V179H111ZM138 180V179H137ZM212 180L210 181V182H212ZM246 180V181H247ZM70 181V180H69ZM84 180H82V182H83ZM132 181V180H131ZM171 181V180H170ZM195 181L196 182H198L196 179H195ZM194 181V182H195ZM202 181H203V179H202ZM209 182V179H208V177L207 178H204V182ZM221 181V180H220ZM236 181V180H235ZM246 181H244V182H246ZM262 181H263V183H262ZM85 182V181H84ZM164 182V181H163ZM191 182V183H192ZM203 182V183H204ZM209 182V183H210ZM243 182V181H242ZM243 182V183H244ZM1 183V182H0ZM71 183H73L72 181H71ZM70 183V184H71ZM115 183V182H114ZM140 183V182H139ZM168 183V182H167ZM175 182H173V184H174ZM188 183V184H189ZM216 183V184H217ZM223 183V184H224ZM262 183V184H261ZM69 184V183H68ZM135 184V183H134ZM140 184H142V183H140ZM143 184L145 185V183L143 182ZM164 184V183H163ZM172 184V183H171ZM198 184V183H197ZM202 184V183H201ZM200 184V185H201ZM223 184L221 185V187L223 186ZM233 184V185H232ZM235 184V185H234ZM73 185H74V183H73ZM86 185V184H85ZM88 185V184H87ZM100 185V184H99ZM98 185V186H99ZM102 185V184H101ZM115 184H113L112 186H114ZM122 185H124V184H122ZM129 185V184H128ZM169 185V184H168ZM175 185V184H174ZM190 185H196L195 183L194 184H190ZM190 185H188V187H190V189L191 190H193V188H191V186ZM205 185V184H204ZM218 185H219V183L216 185L217 187H218ZM248 185V186H247ZM260 185H258V187L260 186ZM4 186H5V184H4ZM3 186V187H4ZM75 186V185H74ZM73 186V187H74ZM81 186V185H80ZM79 185L77 186V187H80ZM111 186V187H112ZM130 186V185H129ZM162 186V185H161ZM185 186V185H184ZM215 186V187H216ZM240 186L242 187V183L240 184ZM243 186H245V184H243ZM1 187H2V184H1ZM59 187H60V184H59ZM72 187V186H71ZM72 187V188H73ZM76 187V186H75ZM74 187V188H75ZM76 187V188H77ZM125 187V186H124ZM123 187V189H125ZM131 187V186H130ZM139 187V186H138ZM141 187V186H140ZM165 188H167L166 186H164ZM169 187H171V186H169ZM186 188H187V186H185ZM184 187V188H185ZM196 187V186H195ZM194 187V188H195ZM198 187H200V186H198ZM255 187H256V185H255ZM87 188V187H86ZM91 188V187H90ZM100 188V187H99ZM132 188V187H131ZM134 188H136L137 189V187H135V185H134ZM143 188V187H142ZM142 188H140V191L137 189H131L130 191L131 192H133L134 190L135 191H139L138 192V194H137V196L136 197H134L135 199H133L132 197H130V195H129V197L128 196H125L124 194H123V197L122 198H124V203H126V202H130L129 203V205L127 206H122L121 208V210L120 209H117V210H120V211H116V209H114L115 208V206H114V208H113V202L111 201V204H112V207H110V206H107L106 205V208H104V209H101V210H103V215H102V217H101V215H99L100 217H99V220L101 219V224H103L104 225V229H105V232H103L104 230L102 229V231L101 232H103L102 234H100V232H99V234L97 235V233H96V235H95V233L94 234H90V233H92V232H90L89 233V229H90V227L88 228H86V225L83 227V228H79L80 227V225H78L79 227H77L76 225H68L69 227H67L68 229H66V230H64V232H62V229L60 228V232L61 233H63L64 235H62V237H61V239H59V237H57V236H53V237H57V239H59L60 241L58 242L56 239L54 240V242L55 241H57V242H55L54 244H52V245H50L49 244V242H46V241H41V243H42V247L44 248V253H43V256H42V259L40 260V262L39 263H36V264H200V260L195 256L194 257V255L193 254H191L190 253V249L192 250V248H188L187 247V244H186V242H185V240H184V235L186 234L185 232H184V229H183V227L181 226V225H179L178 223H173L172 222V224H170V225H164L162 222H160L159 221V219H158V222H155V220H156V215H155V218H154V216H152L153 218H150L151 216H149V215H147V214H151V212L153 211L152 210V207H151V211H150V208H146V206L148 207V204H150L151 205V203L153 204V202H149L148 204L146 203V201H147V198L149 197V194H150V192L149 193H147V194H144L145 192V190L143 191V189ZM186 188H185V190H183L182 189V191H183V193H184V191H186ZM200 188H202V190H203V187H202V185H201V187ZM200 188H198V191H200V194L202 193L201 191V189ZM247 188H246V190H247ZM2 190H4V188H1ZM0 189V190H1ZM83 189V188H82ZM96 189H97V187H96ZM95 189V190H96ZM114 189H115V187H114ZM164 189V188H163ZM176 189V188H175ZM177 189H178V187H177ZM200 189V190H199ZM225 189L227 190V194L229 193L231 196H230V198H229V196L225 193L226 191H225ZM241 189V188H240ZM257 189V188H256ZM260 189H264V187L263 188H260ZM5 190H6V188H5ZM84 190V189H83ZM88 190H89V187H88ZM100 190H102L101 188H100ZM100 190H97V191H100ZM108 190H106L105 189V191H108ZM164 190H166V189H164ZM196 190V189H195ZM205 190H206V188H205ZM205 190H204V192H205ZM252 190H254V187H253V189H250V190H247V191H252ZM258 190L259 189H257V192H258ZM71 191H73V190H71ZM76 191H78V190H76ZM86 191V190H85ZM105 191L103 192V190H102V193L101 192H97L96 193V191H95V193H96V196L95 195H93L94 197L92 198L93 200V205L95 204V205H98L100 208L102 207V206H104L105 205V203L104 202H106L107 200H105L104 201V199H107L106 197H105ZM111 191V190H110ZM113 191H115V190H113ZM125 191H126V189H125ZM160 191V190H159ZM229 191V192H228ZM256 191V190H255ZM4 192H6V191H2V193H4ZM87 192V191H86ZM118 192V191H117ZM120 192V191H119ZM122 192H124V190L122 191ZM136 192V193H137ZM171 192V191H170ZM189 192V191H188ZM195 192H197V191H195ZM194 192V193H195ZM208 192V191H207ZM233 192H234V190H233ZM253 193H254V191H252ZM35 193V192H34ZM91 193V192H90ZM88 194V196H85V198H83V200L85 201V202H83V204H85L86 206H91L88 202H86L90 197V195H92V193L91 194ZM111 193V192H110ZM125 193H127V192H125ZM129 193V192H128ZM135 193V192H134ZM156 193H157V196H158V194L159 193H162V192H157L156 191ZM164 193H165V191H164ZM174 193V192H173ZM172 193V194H173ZM193 193V192H192ZM193 193V194H194ZM206 193V192H205ZM205 193H203L204 194V196L206 197V198H208L209 200H210V203H211V201H212V204H213V208H214V206H216V204H215V202H214V195L212 194L211 196H213V198L211 199V198H209L208 196L210 195H208V194H206L205 195ZM260 193V192H259ZM259 193H255L257 196L259 195ZM264 193V192H263ZM84 194L86 195L87 193H85L84 192ZM117 194V193H116ZM129 194H132V193H129ZM172 194H170V195H172ZM178 194V193H177ZM189 194V193H188ZM197 194V193H196ZM203 194L200 196V198H201V200H202V197H204L203 196ZM238 194V193H237ZM4 195H5V193H4ZM111 195V194H110ZM118 195V194H117ZM121 195V194H120ZM150 195H152L153 196V194H150ZM156 195V194H155ZM155 195L153 196L154 198H155ZM164 195V194H163ZM175 195V194H174ZM179 195V194H178ZM192 195V194H191ZM254 195V194H253ZM252 195V196H253ZM33 196V195H32ZM106 196H107V194H106ZM159 196H161L160 194H159ZM166 196V195H165ZM164 196V197H165ZM181 196V195H180ZM179 196V197H180ZM184 196L186 197V195L184 194ZM189 196V195H188ZM245 196V195H244ZM248 196H249V194H248ZM86 197H89V198H86ZM111 197H112V195H111ZM110 197V198H111ZM151 197V196H150ZM149 197V198H150ZM182 197V196H181ZM192 197V196H191ZM190 197V198H191ZM196 197V200H194L195 202L196 201H201L200 200V198L198 199L197 197H198V195L197 196H195ZM204 197V198H205ZM261 197H262V194H261ZM1 198V197H0ZM6 198V197H5ZM63 198V197H62ZM61 198V199H62ZM109 198V197H108ZM153 198V200H155ZM161 198H163V196L161 197ZM166 198V197H165ZM169 198H171V196L170 197H168V199ZM187 198V197H186ZM238 198V199H237ZM246 198H247V195H246ZM246 198H243V201H245V199ZM254 198H255V196H254ZM258 198H259V200H253V201H255V202H253L254 204H252V206L250 205V206H247V205H249V202L250 201H248V203H247V199H249V198H247L246 199V201L244 202V203H246V204H243V205H246V206H244V207H246L247 208V210H250L249 211V213L253 216V219L254 220H258L259 222H260V218H258L259 217V214L261 213V210H262V208L264 209V207H262L261 208V206H260V208H261V210H260V213L258 212V208H256V207H258L257 205L260 203L261 204V202L264 200L263 198H262V201L260 200L261 198H260V196H258ZM8 199V198H7ZM35 199V198H34ZM60 199V200H61ZM76 199V198H75ZM87 199V200H86ZM151 200H152V197L150 198ZM156 199H157V197H156ZM159 199L160 198H158L157 199V201L155 200V202H157V203H159V206H161L162 204H160L161 202H163V201H161V202H159ZM171 199H175L174 197L173 198H171ZM188 199V198H187ZM198 199V200H197ZM208 199H207V202H208ZM226 199H227V201H226ZM228 199H229V201H228ZM252 199H253V197H252ZM1 200H2V198H1ZM117 200V199H116ZM120 200V199H119ZM193 200H191L190 202H192ZM226 201V204H225V201ZM236 200V201H235ZM242 200V199H241ZM250 200H251V196H250ZM9 201H11L12 203H13V201L12 200H9ZM66 201V200H65ZM91 201V200H90ZM91 201V202H92ZM104 201V202H103ZM109 201V202H110ZM126 201V202H125ZM166 201V200H165ZM203 201V200H202ZM206 200L204 199V202H205ZM233 201H235V202H233ZM34 202V201H33ZM40 202H41V200H40ZM39 202V203H40ZM55 202V201H54ZM81 202V201H80ZM79 202V203H80ZM104 203V205H102L101 203ZM117 202H118V200H117ZM117 202H114V203H117ZM121 202V201H120ZM169 202V201H168ZM172 202V201H171ZM171 202H169L170 203V205H172V203ZM182 202H183V199H182ZM207 202L205 203L206 205H205V210H207L206 209V207H208V205H211L212 206V204H207ZM214 202V203H213ZM256 202H259V203H256ZM7 203V202H6ZM119 203V202H118ZM166 203V205L167 204H169V203H167V202H165ZM179 203V202H178ZM189 203V202H188ZM197 203V202H196ZM202 203L203 202H201V205L200 206H202ZM220 205H219V204ZM9 204V203H8ZM66 204V203H65ZM92 204V203H91ZM121 204V203H120ZM119 204V205H120ZM154 204H156V203H154ZM187 204V203H186ZM198 204V203H197ZM215 204V205H214ZM257 204V205H256ZM263 204V203H262ZM261 204V205H262ZM3 205V204H2ZM11 205V204H10ZM10 205H8L9 207H12V210L14 209V207L15 206H10ZM53 205V204H52ZM82 205V204H81ZM93 205L91 206L92 208H93ZM116 205V204H115ZM164 205V204H163ZM170 205H167V207H163L164 209L165 208H168V206L170 207ZM189 206H190V204H188ZM187 205V206H188ZM195 205V204H194ZM204 205V204H203ZM242 205V206H243ZM36 206V205H35ZM44 206H45V204H44ZM43 206V207H44ZM56 206V205H55ZM55 206H53L54 208V211H55V209H57ZM86 206H84L85 207V209L86 208H88V207H86ZM116 206H118V205H116ZM152 206H155V205H152ZM165 206V205H164ZM173 206V205H172ZM171 206V208H173L174 209V207H172ZM196 206V205H195ZM263 206V205H262ZM43 207H41V208H43ZM48 207V206H47ZM77 207V206H76ZM82 207V206H81ZM80 207V208H81ZM83 207V208H84ZM97 207V206H96ZM97 208V209H100V208ZM108 207V208H107ZM119 207V206H118ZM117 207V208H118ZM124 207V208H123ZM156 207V206H155ZM155 207H153V209L155 210ZM158 207V206H157ZM197 207H198V205H197ZM202 207H204V206H202ZM210 207V206H209ZM208 207V208H209ZM250 207V208H249ZM71 208V207H70ZM161 208H162V206H161ZM171 208L168 210L167 209V212L168 211H171ZM194 208V207H193ZM200 208V207H199ZM216 208V209H217ZM0 209H1V207H0ZM37 209V208H36ZM44 209V208H43ZM49 209V208H48ZM64 209V208H63ZM78 209H79V207H78ZM82 209V208H81ZM89 209H90V207H89ZM96 209V208H95ZM95 209H93L94 210V212L95 211H98V210H95ZM149 211H148V210ZM172 209V210H173ZM180 209V208H179ZM184 209V208H183ZM182 209V210H183ZM186 209V208H185ZM195 210H197V212L200 210V209H197L196 207L194 208ZM202 209V208H201ZM215 209V210H216ZM245 209V210H244ZM4 210H6V207L4 208ZM4 210H3V212H4ZM9 210V209H8ZM49 210H51V209H49ZM72 210V209H71ZM83 210V209H82ZM87 210V209H86ZM158 210L160 211V209H159V207H158ZM163 210V209H162ZM182 210H180V211H182ZM191 210H192V208H191ZM204 210V211H205ZM58 211L59 210H57L56 212L58 213ZM78 211V210H77ZM88 211V210H87ZM92 211V210H91ZM100 211V210H99ZM158 211V212H159ZM201 211V210H200ZM204 211H201L200 212V214H203V213H205V214H203L204 215V217H206V219H208L209 217H210V219H211V216H207V215H212V213L211 212H213V210L211 211V207H210V214H206V212H204ZM208 211V210H207ZM225 211H226V209H225ZM262 211H264V210H262ZM5 212H8V211H5ZM4 212V213H5ZM10 213H11V210L9 211ZM40 212V211H39ZM42 212V211H41ZM44 212V211H43ZM42 212V213H43ZM46 212V211H45ZM76 212V211H75ZM83 212V211H82ZM94 212H91L92 213V215H93V213ZM147 212V214L145 215V213ZM148 212H150V213H148ZM154 212H156L157 213V211L155 210ZM164 212V211H163ZM184 211H182V213H183ZM186 212H188V211H186ZM190 212V211H189ZM216 212L217 211H215V212H213V213H215L216 214ZM227 213H229L228 211H226ZM248 212V211H247ZM246 212V213H247ZM12 213L15 215V212H13L12 211ZM11 213V214H12ZM24 213V212H23ZM35 213V212H34ZM52 214V212L50 211H48V213L47 214ZM55 213V212H54ZM78 213H80V212H78ZM91 213H89V214H86V215H88V216H86V218L88 219V217L91 215ZM101 213V214H102ZM161 213V212H160ZM172 213V212H171ZM171 213H169V214H171ZM193 213V212H192ZM262 213H264V212H262ZM261 213V214H262ZM8 215H9V217L11 216L9 213H7ZM25 214V213H24ZM38 214V213H37ZM40 214V213H39ZM164 214H167V213H164ZM187 214V213H186ZM195 214V212L193 213V215ZM200 214H198L197 213V215H200ZM215 214H213V216L214 217H217V215L215 216ZM221 214V213H220ZM219 213H218V215H220ZM245 214V213H244ZM243 214V216H245ZM0 215H2V213L0 214ZM4 215H6V214H4ZM58 215V214H57ZM71 215H73V214H71ZM70 214L68 215V213H67V220H68V216H71ZM75 215V214H74ZM77 215V214H76ZM80 215V214H79ZM96 215V214H95ZM159 215V214H158ZM172 215V214H171ZM181 215V214H180ZM206 215V216H205ZM223 215V214H222ZM221 215V216H222ZM247 215V214H246ZM13 216V215H12ZM40 216H45V215H40ZM52 216H53V214H52ZM80 216H82V215H80ZM147 216H149V218L150 219H148V221L146 220V218H147ZM167 216H169V215H167ZM184 216H186V218H189V217H187V215H183V217ZM189 216V215H188ZM192 216V215H191ZM248 216V215H247ZM262 216V218H263V216H264V214L263 215H260V217ZM3 217V216H2ZM6 217H8V216H6ZM20 217V216H19ZM18 217V218H19ZM39 217V216H38ZM46 217H47V215H46ZM45 217V218H46ZM48 217H50V215H48ZM53 217H55V216H53ZM93 217H94V215H93ZM96 217V216H95ZM94 217V218H95ZM159 217H160V215H159ZM165 217V215H163V218ZM170 217V216H169ZM182 217V218H183ZM193 217H196V214H195V216H193ZM192 217V218H193ZM198 217V216H197ZM199 217H201L202 219L204 218L203 216H199ZM208 217V218H207ZM230 217H232V215H230ZM18 218H17V220H18ZM45 218H43V219H45ZM71 218H72V216H71ZM77 218H78V216H77ZM76 218V219H77ZM84 218H85V216H84ZM84 218H82V219H84ZM92 219V220H95L96 221V218L95 219ZM163 218H162V220H163ZM166 218V217H165ZM175 218V217H174ZM186 218H184V219H186ZM191 218V217H190ZM220 218V217H219ZM243 218V217H242ZM19 219H21V218H19ZM22 219H23V217H22ZM21 219V220H22ZM42 219V220H43ZM81 219V218H80ZM80 219H78V222L80 223ZM155 219V220H154ZM176 219H177V217H176ZM179 219H181V218H179ZM194 219V218H193ZM193 219H192V222H193ZM196 219V218H195ZM197 219H200V218H197ZM218 221H220L221 219H222V217L220 218V220L218 219V218H216ZM0 220H1V218H0ZM2 220H3V218H2ZM21 220H19V221H21ZM41 220V219H40ZM51 220H54V219H51L50 218V220H48L49 222H47V220H45L48 224L51 222ZM72 220H74V218H72ZM70 221V219H69V221L70 222H73V221ZM149 220H150V222H149ZM151 220H153L152 222H151ZM166 220H168V218L166 219ZM212 221H207V222H205L206 224V226H207V224L209 223V224H211L210 222H215L216 220L215 219H211ZM213 220H215V221H213ZM228 220H229V218H228ZM255 221V223L256 222H258V221ZM263 220L264 219H262V224H263ZM4 221V220H3ZM27 221V219L25 218V221L24 222H26ZM83 221V220H82ZM157 221V220H156ZM169 221H170V219H169ZM189 221V219L187 220V222ZM191 221V220H190ZM195 222H196V224H197V222H198V220L196 221V220H194ZM205 221V220H204ZM204 221H202L203 222V225H201V224H199V223H202L201 222V220H200V222L197 224V225H201L202 226V228L204 229ZM222 221V223L221 224H223V220H221ZM6 222H7V220H6ZM41 222V221H40ZM43 222V221H42ZM74 222H75V220H74ZM88 223H89V221H87ZM97 222V221H96ZM96 222H95V224H96ZM187 222H185L186 224L185 225H187ZM194 222V223H195ZM8 223V222H7ZM7 223H6V226H7ZM69 223V222H68ZM83 223V222H82ZM82 223H81V226H82ZM84 223H85V221H84ZM83 223V224H84ZM165 223V222H164ZM215 223H217V221L215 222ZM214 223V224H215ZM254 223V224H255ZM3 224V223H2ZM24 224H27V223H24ZM47 224V225H48ZM66 224V223H65ZM78 224V223H77ZM94 224V225H95ZM100 223L98 224V226L99 225H101ZM192 224V223H191ZM191 224H190V226H191ZM208 224V225H209ZM214 224H212V225H209L210 226V228H211V226H212V228H213V226H214ZM220 224V223H219ZM220 224V225H221ZM259 224V223H258ZM41 225H44L43 223L41 224ZM46 225V226H47ZM90 225V224H89ZM93 224H91V226H92ZM102 225V226H103ZM216 225V224H215ZM220 225H219V228H220ZM1 226V228H2V225H0ZM46 226H44V228L46 227ZM63 226H65V225H63ZM98 226H93V227H96L98 230H99V228H98ZM188 226V225H187ZM221 226H223V225H221ZM225 226V225H224ZM259 226V225H258ZM257 226V223H256V227H258ZM37 227V226H36ZM35 227V228H36ZM38 227H40V226H38ZM42 227V226H41ZM40 227V228H41ZM62 227V226H61ZM193 227H194V225H193ZM197 227V226H196ZM195 227V228H196ZM217 227H218V224H217ZM217 227L215 226L214 228H216L215 230L216 231H219V228L217 229ZM260 227H261V232L264 230L263 229V227L260 225ZM5 228V227H4ZM10 228V227H9ZM79 228V229H78ZM86 228V229H85ZM199 228V227H198ZM212 228H211V232L213 231L212 230ZM213 228V229H214ZM225 228V227H224ZM224 228H223V234L224 235H226V233L228 232V230L226 231V233H224L225 231H224ZM231 228V227H230ZM229 228V229H230ZM253 228H255L254 227V225H253V227H251V229L253 230ZM89 231H88V230ZM200 229L201 228H199V230L196 228L195 230H198V231H200ZM203 229H201L202 231H203ZM210 230L209 228H206L205 227V229H204V231L203 232H205L206 231V233L208 232V230ZM222 229V228H221ZM221 229H220V232H221ZM232 229H234V227H232ZM231 229V230H232ZM259 229V228H258ZM263 229V230H262ZM1 230H3V229H1ZM33 230V229H32ZM43 230V229H42ZM191 228H190V232H191ZM194 230V229H193ZM213 231V233L215 234V232L216 231ZM231 230H229V232H231ZM255 231H256V233H254V231H251V232H253L252 234H250L251 232L250 231H248V232H250L249 234L253 237H251V236H249V237H251V239H253V240H256L257 239V241H260L261 239V236L259 235V233L257 234V229L255 228L254 229ZM33 231H36V229H34ZM33 231H32V233H33ZM97 231V230H96ZM233 231V230H232ZM6 232V231H5ZM183 232L185 233V234H183ZM194 231H192V233H193ZM196 232V231H195ZM201 232V231H200ZM203 232H201L202 234H203ZM247 232V233H248ZM0 233L2 234V232L0 231ZM8 233L10 234V232L8 231ZM12 233V232H11ZM39 233V232H38ZM45 233V232H44ZM43 233V234H44ZM56 233H58V232H56ZM191 233V234H192ZM198 234H199V236L201 237L202 235H200L201 233H199V232H197ZM217 233V235H218V237H219V233L218 232H216ZM0 234V235H1ZM23 234V233H22ZM46 234V233H45ZM189 234V233H188ZM190 234V235H191ZM195 234V233H194ZM198 234H195L196 236H198ZM262 234H264V233H262ZM10 235H12V234H10ZM9 235V236H10ZM14 235V234H13ZM39 235V237H40V234H38ZM48 235V234H47ZM47 235H46V237H47ZM92 235H94V236H92ZM229 235V233L226 235L227 237H230V236H228ZM231 235V234H230ZM258 235V237H256ZM2 236V235H1ZM186 236H187V234H186ZM185 236V237H186ZM196 236H195V240H196ZM214 236V235H213ZM220 236H223L222 234L220 235ZM247 236V235H246ZM264 236V235H263ZM3 237V236H2ZM16 237H18V236H16ZM49 237V236H48ZM52 237V238H53ZM189 237V236H188ZM192 237V236H191ZM203 238L204 237H209V235L208 236H206L205 234H204V236H202ZM217 236L215 237L214 236V238L216 239V238H218ZM225 237V236H224ZM223 237V238H224ZM6 238V240H7V237H5ZM9 238V237H8ZM11 238V237H10ZM12 238H14V236L12 237ZM30 239H31V237H29ZM38 238V237H37ZM198 238V237H197ZM213 238V239H214ZM0 239H1V237H0ZM30 239H27L28 241L30 240ZM39 239V238H38ZM44 239V238H43ZM49 239V238H48ZM187 239V238H186ZM208 239V238H207ZM222 239V238H221ZM220 239V240H221ZM243 240H244V237L242 238ZM247 238H245V240H246ZM258 239H260V240H258ZM11 240H13V239H11ZM14 240H15V238H14ZM20 240V239H19ZM32 240V239H31ZM40 240H42V239H40ZM192 240H193V238H191V242H192ZM201 240H203V239H201ZM204 240H205V238H204ZM209 240V239H208ZM218 240V239H217ZM223 240V239H222ZM230 240H233L234 241V238L233 239H231L230 238ZM2 241V240H1ZM7 241H10V239L9 240H7ZM27 241V244L29 245V242ZM39 241V240H38ZM212 240L210 239V241L209 242H211ZM224 242L225 241H227V239H226V237H225V240H223ZM236 241V240H235ZM248 241H249V238H248ZM247 240H246V242L247 243H249ZM14 242V241H13ZM16 242H17V240H16ZM22 242H24V241H22ZM31 242V241H30ZM196 242H198V241H196ZM201 242V243H200ZM199 243L200 244H204V242H202V241H200ZM213 242V241H212ZM211 242V243H212ZM231 242V241H230ZM245 242V241H244ZM253 241H251V243H252ZM262 242H264V241H261V243ZM8 243V242H7ZM40 243V242H39ZM38 243V244H39ZM199 243H197V245H200ZM206 243H207V241H206ZM235 243V246H236V242H234ZM243 243V242H242ZM242 243H240V244H242ZM250 243V244H251ZM255 243H258V242H256L255 241ZM15 244V243H14ZM202 244V245H203ZM214 244V243H213ZM245 244V243H244ZM243 244V246H245ZM263 244V243H262ZM262 244H258V250H256V251H258V252H260V255H261V251H260V246L262 245ZM13 245V244H12ZM28 245H26L27 247H28ZM34 245V244H33ZM192 245V244H191ZM196 245V244H195ZM196 245V246H197ZM205 245V244H204ZM203 245V246H204ZM253 245H255L254 244V242H253ZM2 246H3V244H2ZM9 246H11L10 244H9ZM19 246V245H18ZM30 246V245H29ZM39 246H40V244H39ZM203 246H201V247H203ZM213 247H211L212 249L215 247L216 248V246L215 245H212ZM222 246V245H221ZM221 246H219V247H221ZM248 246H250V245H247V248H248ZM257 245H255V247H256ZM4 247H5V245H4ZM205 248L207 247V245L206 246H204ZM204 247H203V249H204ZM227 247V246H226ZM246 247V246H245ZM251 247H253V246H251ZM262 247V246H261ZM12 248V247H11ZM14 248H16V246L14 247ZM33 248V247H32ZM196 248V247H195ZM214 248V249H215ZM224 248V247H223ZM229 248V247H228ZM227 248V249H228ZM237 248H238V246H237ZM236 248V249H237ZM243 249H244V247H242ZM247 248H246V250H247ZM36 249V248H35ZM34 249V250H35ZM213 249V250H214ZM216 249H219V248H216ZM221 249V248H220ZM218 250V252H215L216 254L217 253H219V251H220V253H221V250L223 251V249H221V250ZM239 249H240V247H239ZM252 249V248H251ZM251 249H249V251H250V253L252 254V256H253V251L254 250H252L251 251ZM16 250V249H15ZM19 250V249H18ZM22 249H20L19 251H21ZM28 250V249H27ZM38 250V249H37ZM41 251H42V249H40ZM202 250V249H201ZM206 250H207V248H206ZM206 250H204V253L206 252ZM224 252L225 253H227V251H226V249L224 248ZM241 251H243L244 253H246V251H244V250H242V249H240ZM239 250V251H240ZM263 251H264V249H262ZM8 251V250H7ZM203 251V250H202ZM208 252L210 251V249H209V247H208V250H207ZM263 251H262V253H263ZM5 252V251H4ZM13 252V251H12ZM24 252H26V251H24ZM23 252V253H24ZM32 252V251H31ZM43 252V251H42ZM208 252H207V254H208ZM211 253H212V250L210 251ZM210 252H209V255H210ZM214 252V251H213ZM223 252V253H224ZM229 252V251H228ZM20 254H21V252H19ZM196 253V252H195ZM204 253H202V254H204ZM222 253V254H223ZM224 253V254H225ZM231 253V252H230ZM242 252H240V254H241ZM250 253L248 254L247 253V257L248 258H245V259H241L242 261V264H264V254H262L261 256L260 255H258V257L260 258V257H263V258H260L259 260H257V254H256V261H255V259L253 260H251V257L252 256H250ZM34 254H35V252H34ZM37 254V253H36ZM197 254V253H196ZM195 254V255H196ZM239 254V253H238ZM243 254V253H242ZM254 254V255H255ZM5 255V254H4ZM16 255V254H15ZM27 255V254H26ZM31 255V254H30ZM199 255H201V254H199ZM209 255H206V257L207 256H209ZM218 255V254H217ZM244 255V254H243ZM249 255V256H248ZM13 256H14V254H13ZM12 256V257H13ZM35 256H37V255H35ZM203 256V255H202ZM219 256H220V254H219ZM228 255L226 254L225 255V257H227ZM229 256H232V255H229ZM229 256H228V258H229ZM240 256H242V255H240ZM3 257V256H2ZM5 257V256H4ZM29 257V256H28ZM28 257L26 258L27 260H28ZM33 257V256H32ZM38 257V256H37ZM36 257V258H37ZM211 257V256H210ZM209 257V258H210ZM6 258V257H5ZM208 258V259H209ZM212 258V257H211ZM224 258V257H223ZM234 258H235V256H234ZM238 258V259H237ZM236 258V260H239V256ZM242 258H244L243 256H242ZM1 259V258H0ZM4 259V258H3ZM207 259V260H208ZM6 260H8L7 258L5 259V261H4V264H5V262H6ZM24 260H25V257H24ZM27 260H25V261H27ZM202 260H203V258H202ZM202 260H201V263H204V264H206L207 262H206V260L204 259L203 260V262H202ZM213 260V261H212ZM212 262H213V264L215 263V264H218V263H220L221 261V257H220V262H217L216 260H215V262H214V259L212 258ZM224 260H225V258H224ZM224 260L222 261V263L224 262ZM228 260V259H227ZM233 260V259H232ZM235 260V261H236ZM1 261V260H0ZM9 261H11V259L9 260ZM234 261V262H235ZM206 262V263H205ZM210 262V260H208V263ZM211 262V263H212ZM227 262V261H226ZM1 263V262H0ZM12 262H10L9 264H11ZM26 263V262H25ZM225 263V262H224ZM223 263V264H224ZM6 264H7V262H6ZM13 264V263H12ZM17 264V263H16ZM27 264H28V261H27ZM32 264V263H31ZM34 264V263H33ZM227 264H229V263H227ZM239 264V263H238ZM241 264V263H240Z\"/></svg>",
    "mask_w": 264,
    "mask_h": 264
}]
</instances>
